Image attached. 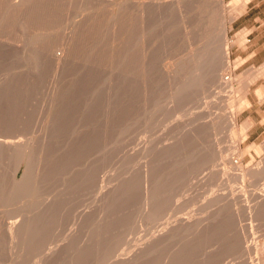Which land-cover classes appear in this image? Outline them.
Here are the masks:
<instances>
[{
  "label": "rangeland",
  "instance_id": "obj_1",
  "mask_svg": "<svg viewBox=\"0 0 264 264\" xmlns=\"http://www.w3.org/2000/svg\"><path fill=\"white\" fill-rule=\"evenodd\" d=\"M20 1L22 2V4L19 6H14V5L12 6L9 0H6L5 2L0 4V140L5 139L6 141H8V140H11V141L16 140L19 142L22 141L21 143H23V145H25V146H27V148H29L28 149L29 157H28L27 161H23L19 164V166H17L16 160L14 159L15 157L13 154H11L12 152L9 149H7L6 147H2L0 145V264H21L20 261L22 260V258H23V260L25 259V262H26L25 263L22 260L21 262L23 264H32L33 262L34 263L36 262L35 264H43V263H45V264H47V263H49V264H64L65 263L66 264L69 261V255H70V253H72L74 246L76 247L77 243H78V245H80L81 242H84V241H86V243H88V244H91L92 246L94 245L93 246L94 249H92L93 247H91L92 251L90 250V252H89L90 254L88 253L89 256L87 255L86 256L87 258L85 257L86 262L84 263V261H82V263H80V264H83V263L84 264H87V263L88 264H90V263L91 264H106V263L107 264H122V262L120 260L123 259L124 257H127V254L130 255V256H128L130 259L135 258V255L137 254L138 248L140 246H142V242L144 243V240L148 237L147 234L148 235L150 234L149 233L150 229H151V231L157 232L158 230H160L158 228L163 227L161 225H163V224L167 225L169 222H172L173 219L174 220H175V218L179 219L180 216L183 219V216L185 213H188V214H186L187 216L185 215L186 217L184 216V218H189L190 221L193 220L194 218L195 219L193 220L194 221L193 225L191 224V223H193V221H191V223H190V225L193 227H191L189 225V229L186 230V232L187 233L189 232L190 234L183 232V234H184L183 236L185 237V240L188 238L187 239V243H189L188 247L191 246L190 244L192 243L193 238H192V240H189V239L191 237H193V235L198 234L200 236V238H198L199 236L195 235V237L196 236L197 237L196 238L194 237V240L195 239H197V240L192 243V245H194V246H192L191 248L189 247V256H191L195 253L194 255H196V256L193 255L194 259H196V260L198 259L197 262H199L200 264H206V263L214 264V262H215V264L216 263L218 264L219 262H220L219 264H226V261H227V264H233V263L234 264L235 263L245 264L244 262H246L247 264H250L249 262L252 263V260H255L252 264H257V263L259 264V262H261L260 264H262L264 259H259V257L264 258V256H261V253H263V255H264V247L262 245L264 243V235H263V233H264L263 232L264 231L263 226L264 225H261V224H263V221H264L263 220V218H264V198L261 199L262 198L261 196L264 194V177H263L264 176V168H263L264 166L262 167L263 170L261 169V172H259V174H257L258 176L251 177L248 175H246V176L244 175V177L242 176L243 179L241 176H240L241 178L238 176L241 173V170L243 171V168L248 163V161L251 162L250 165H254L253 163L255 161L264 160V147H263L264 146L263 145V143H264L263 142V139H264V99L261 98V97H264V94H260V92L264 93V73L262 74L263 71H261V68H263L262 66L264 64V0H248L247 3L244 5L243 9L240 7H237V4L235 3L236 0H235V2H234V0H224L223 1L224 5L222 7V10L218 9L214 0H208V1L207 0H181V2H180L181 8L180 9L178 8L179 10L174 8L173 9L174 11L173 10L171 11L170 6L168 5V4H171V2H169V0H167V1H165V0H143V2L144 3L146 2L145 4H147L146 6L149 7L147 9V12L149 11L147 13V17H149V18H146V20H148V22L146 21V23L147 24L149 23V24L146 26L147 32L145 35L146 38L148 37L147 38L148 40L146 41V39H145V42H148L149 44H147V46H146V43H145V46L147 48H149V50H150L149 51L146 48L148 50V51L146 50L147 51L146 54L147 55L149 54L150 56L149 55L147 56V57H149V59L147 58L148 60L146 62V66L149 64L148 65L149 68H148V66H147V68L145 67L144 72L148 71L149 73L148 72L144 73V78L145 79L150 78L151 82L149 81V79H147L148 81L144 79L142 82L143 85L141 84V86H143L142 87L143 89L141 90L139 88L140 87L139 86L140 81H137V84L136 85L134 84V86L132 87V91H130V93H129V91H126V89L128 88L127 87L128 83H126L127 86H125L126 84H124L125 81L128 82L127 79H129V76H127V75L129 74V66H130V65H127V63L129 64V62H127V60H125V59L128 56L127 59L129 61V50H130L129 47L131 44V39H129V38H131V34L129 33V31H130V17L132 16V8L139 6L140 3L138 4V1H140V0H53V1L42 0V2L36 4L31 9H28L26 7V5H23V3H24L23 0H20ZM173 1H175V0H173ZM163 2H165V5L169 9L167 7L165 8V6L163 5L164 4ZM173 3H175V2H173ZM210 3H212L213 5ZM230 3H232V4H230ZM234 3L236 5V8H235ZM227 4L229 5L228 7H227ZM120 5H121V8H123L121 10L119 8ZM122 5H123V7H122ZM116 7H117V9L119 8V12H121V13L118 12ZM105 8L107 10H105ZM215 8H217L218 11ZM237 8H239V9H237ZM109 9H110V11H109ZM115 9H116V11H115ZM211 10H213L214 13ZM228 10H231V11H228ZM211 12L213 13V17L212 16L210 17V15L212 14ZM110 13H112V15H114V13H116L117 16H112ZM214 14L216 16H217V14L219 16H220V14H222L221 16H224L225 18H229L230 15L231 16H234V14L237 15L236 17H234L231 20L230 27L227 29L228 31H226L227 36L225 35V37H226L225 40L227 43V44L225 43V45L227 47L226 51H227V55H228L227 60H228V62L230 61L229 62L230 67L228 69H224L223 70L224 73L222 71V74H224L223 76L225 77V79H228L226 81L227 84L225 83L224 85H218V84L211 83V81H210L209 85L207 86L209 81L204 79L208 82L206 83V82H204V80H202L200 83H198L199 85L198 84H197V86L191 85L190 87H188L187 90L185 91L187 94H185L184 91L181 93V95H183V99L185 98L184 97L185 95H187L186 96L187 98L189 97L188 98L189 101L187 98L184 99V100H186L185 102H188L187 104L186 103L184 104L182 97H180L181 95L177 96L174 101H172L173 99L172 100L168 99L166 90H167V88H170L172 85L173 86L175 85L174 84L175 79H173V78L178 77V72H177L179 69L178 64H180V62L182 61V57L185 54H187V52L189 51L188 48H191L192 46L196 48L199 45L198 42L200 43V41L204 37V35L210 31L209 30L210 25L207 24V21L209 20L208 23L209 22L211 23L212 21H215V20L220 18L218 16L217 19L214 20V18H215ZM26 16H28L29 22L26 24H23L22 20ZM118 16H120V17H118ZM209 17H210V19L212 18L213 20L210 21ZM215 22H213V23L215 24ZM213 23H211V25ZM217 24L219 25V21L217 22ZM148 27H149V29H148ZM215 27H217L216 29H218L219 26L215 25ZM212 29H214V28H212ZM216 29H214L215 32L217 31ZM214 30L211 32H214ZM147 33H149V34H147ZM128 39H129V41H128ZM227 41H229V43ZM128 43H129V45H128ZM190 44H192V45L189 46ZM194 45H196V46H194ZM40 46H42L49 54L59 52V51H63L64 52V58H65L64 65H60L58 67H55L53 62H51V60H48V61H45L41 65L42 68L40 67V69H39V67L38 68L36 67L37 68L36 69L34 66V63L32 61L29 62V60H27L26 58H22L20 56L22 58L21 59L17 55L19 50L22 48L26 47L28 49H32L33 47H40ZM148 52H150V53H148ZM17 57L20 59H18ZM26 61H28V62H26ZM150 62H151V64H150ZM30 63H32L33 66H31L32 64L30 65ZM25 64H26V66H25ZM177 65H178V67H177ZM165 66L169 69L167 72L165 70L166 69ZM33 67L36 69V73H35V69ZM43 67H45V69ZM151 67H152V69H150ZM20 68L21 69L24 68V70H21ZM38 69H39V72H38ZM125 69H127L128 74H126ZM173 69L175 71H173ZM27 70H28V72H27ZM150 70H151V72H150ZM170 70H172L173 73ZM29 71H32V74H31V72L29 73ZM168 72H169V74H168ZM145 75H148V77H146ZM229 75L231 78L228 77ZM253 76L255 79H253ZM171 77H172V79H171ZM168 78L171 81H169ZM15 79H17V80H15ZM229 80L231 81V84H230ZM251 80H253V81H251ZM145 82L146 83L148 82V83L146 84ZM203 82L206 84L202 85ZM146 85H149V86L144 87ZM166 85H168V86H166ZM210 85L212 86V88L214 90H216V91L218 90L217 93H215V91L213 89H210L211 88ZM213 85L214 86L216 85L215 88ZM193 87H195L192 90L194 92H192V91H191V93L188 92V89L190 91ZM203 87L204 88L206 87L205 89L207 91L204 89L205 92H203V90H201V88H203ZM222 87H223V89H222ZM226 87H230V88L228 89ZM8 88L10 90H8ZM224 88H226L228 90H226V89L224 90ZM11 89H13V90H11ZM136 89H138V90H136ZM151 89H152V91H151ZM245 89H248V90H245ZM133 90L136 91V92H134L135 94H132ZM196 90H200V91H196ZM223 90H224V92H223ZM256 90H257V92H256ZM139 91H143V92L140 93ZM195 92H196V94H195ZM146 93H148V94L150 93V94L148 95ZM189 93H190V95H189ZM6 94H7V96H6ZM138 94H141V95H138ZM162 95H163V97H162ZM127 96L130 97L129 101H128ZM136 96H137V98H139L140 96L141 97L139 99H137V98H135ZM142 96H143V98H142ZM191 96L194 98H191ZM244 96H246V98ZM160 97H161V99H159ZM145 98H146V100H145ZM156 98H158V99H156ZM190 98L192 100H190ZM202 98L204 101L202 100ZM132 99H134V100H132ZM148 99H149V101H148ZM179 99H181V100H179ZM196 99H197V101H196ZM243 99H244V101H243ZM261 99H262V101H261ZM131 100L133 103L131 102ZM159 100L160 101L162 100V101L159 102ZM177 100L179 101L178 104L176 103ZM138 101L141 104H139ZM241 101H243L244 103L242 102V104H241ZM246 101H247V103H246ZM128 102H130L131 104H129ZM193 102H194V104H196V105L193 104L194 107L192 105ZM203 102H205V103H203ZM154 103H159V106L158 105H157L158 107L156 106L157 109L156 108L151 109L153 107ZM169 103L171 105L175 104L177 106H171ZM197 103H200V104H197ZM248 103H249V105H248ZM142 104L144 106H142ZM161 104H164L163 105V108L165 107L164 109L160 108V107H162ZM130 105H132V106H130ZM133 105H134V108H133ZM147 105H148V107L144 108ZM150 105H151V107H150ZM129 106L131 107V110H129L130 109ZM135 106H136V108H137V106H139V107L141 106V108L138 107V110H137L135 108ZM188 106H189V110H188ZM191 106H192V108H191ZM196 106H198L199 109H197ZM169 107H171V109L174 108L172 110L168 109V111L172 115L169 112L167 113V108H169ZM175 107L177 110H175ZM142 108H144V109H142ZM134 109H136V110H134ZM161 109H162V111H161ZM133 110L135 113L133 112ZM129 111L131 114L129 113ZM137 111H139V113H137ZM164 111H166V112L164 113ZM174 111L175 112L180 111V112L178 114V112L175 113ZM132 112H133V115H132ZM160 112H162V113L159 114L160 115L159 116L158 113H160ZM231 112H236V115L234 117L235 119H232V121L234 123L232 121L230 122L228 120ZM189 113L191 114L190 117L188 116ZM162 114H164V115H162ZM165 114L166 115L168 114V116H167L168 120H167V117L165 116ZM185 114H187V115H185ZM134 115L135 116L137 115V116L134 117ZM152 115L157 116V117L154 118V116H152ZM176 115H178L177 117L179 120L176 118ZM144 116H146V117H144ZM192 116H193V118H192ZM163 117H165V118H163ZM172 117L175 120L172 119ZM181 117H184V118L187 117V118L185 120L184 118H181ZM141 118L143 119L144 124L141 122L142 125H140V126H142V127H140L139 125L137 127V124L135 125V123L137 122L138 124H140V121H142ZM153 118L157 122L154 121ZM215 118H219L217 126L211 124V122L215 121ZM188 119H190V120H188ZM192 119H193V121H192ZM130 120H131L132 124L131 123L129 124ZM149 120H150V123H149ZM159 120L163 121V122L165 120V124L167 123V125L165 126V124L160 122ZM172 120L174 123L171 122ZM181 120H182V122H181ZM249 120H251V123H253L254 126L252 127V129H246L245 128V130H243V128L245 127V125L243 126V124L246 122H250ZM189 121H191L192 123ZM244 121H246V122H244ZM169 122L171 125L169 124ZM186 122H188V124ZM172 123H173L174 127L172 126ZM193 123H194V125H193ZM182 125H184V127H182ZM190 125H192V126L190 127ZM195 125H196V127H195ZM145 126H146V128H145ZM168 126H169V128H168ZM170 126H172V127H170ZM218 126H220V127H218ZM131 127H133V128H131ZM152 127H153V129H152ZM175 127H176V130H174ZM178 127H179V129H178ZM166 128H168L169 130H167ZM155 129H157V130H155ZM225 129H227V130H225ZM132 130H133V132H131ZM148 130L151 131V132L149 131L150 134H148ZM153 130H155L156 133ZM220 130H222V131H220ZM242 130H243V132H242ZM182 131H183V133H182ZM215 131H218V132H215ZM223 131H225V132H223ZM244 131L246 134L247 133L248 134L245 137V139L244 138L242 139L241 137L243 136ZM143 132H144V135H142ZM152 132H154V133H152ZM190 132H191V134H190ZM157 133H159V135ZM215 133L217 135H215ZM241 133H242V135H241ZM138 134H139V136H138ZM186 134H188V135L185 136ZM192 134H194V135H192ZM218 134H220V137H216V136H218ZM156 135H157V137H156ZM173 135H175V136H173ZM162 136H164V138H162ZM189 136L192 139H190ZM130 137H133V139L132 138L130 139ZM135 137H136V140H137V138H139L140 140L138 139L136 141ZM184 137H186V138L189 137L188 141H184V140H187ZM160 138H162L166 142H164L162 140L158 141V140H160ZM231 138H232L233 142L231 141ZM169 139H171V140H169ZM179 139H184L183 142L181 140V143L184 144V146L181 143H179L180 142ZM239 139H240V141H239ZM145 140H147V141H145ZM154 140H157L156 143ZM192 140H194V141L192 142ZM234 140L236 141V143H237V141L239 143L236 144ZM157 142L160 145H158ZM231 142H232V144H234V146H235V144L236 145L239 144L238 149H235V147L231 144ZM129 143L131 144V147H130ZM177 143H179V144H177ZM193 143H194V145H193ZM229 144H231L232 146L231 145L229 146ZM255 144H258L259 146L255 145ZM178 145H180V146L182 145L181 148H179L180 146H178ZM249 145H251V146H249ZM138 146H139V148H138ZM142 146H144V147H142ZM148 146H150V147L148 148ZM159 146L161 148L160 150H163V151H161V152H160V150L158 151ZM163 146H164V148H163ZM218 146H220L221 148L220 147L218 148ZM166 147L170 148V149L167 150ZM189 147H190V151L188 150ZM227 147H229V148H227ZM130 148L132 150H130ZM177 148H178V150H177ZM225 148L229 151H227ZM231 148H233V149L231 150ZM243 148L244 149L247 148V150H248L247 153H245L246 150H244ZM250 148H252V149H250ZM183 149H186L189 152H187V151L184 152L185 150H183ZM223 149H225L227 152ZM239 149H242L244 152L242 154L238 153V152H240V151H238ZM151 150H152V152H151ZM173 150H175V151H173ZM233 150H235V151H233ZM155 151H156L157 155H156V153H154ZM172 151H173V154H171ZM224 151L226 152V154ZM137 152H139V154ZM146 152L149 154H147ZM162 152H164V153H162ZM180 152H182V154H183V156H181V158H179V156L182 155ZM190 152H192V153H190ZM228 152H229V154L230 153H232V154H230V156H229ZM135 153H137V154H135ZM223 153H224L225 157L227 155L228 156L225 158L223 156ZM151 154L152 155L154 154V155L151 156ZM166 154H167V156H165ZM11 155H13V156H11ZM208 155H209V158L206 157ZM216 155H218V156H216ZM162 156H164V158ZM202 156L205 157L206 160H204V158ZM213 156H214V158H212ZM251 156H252V158H250ZM130 157L133 158V159H131V160H133V162L130 160ZM152 157H153V159H152ZM154 157L156 159H154ZM141 158H143V159H141ZM159 158H161V159L158 160ZM182 158H184V159H182ZM199 158H202L203 160L199 159ZM223 158L225 159L224 163H222V161H224ZM208 159L210 160V162ZM215 159H216V161H215ZM226 159L229 161H227ZM194 160H195V162L198 160L196 163H198L199 165L194 162V164L197 166V168H195L196 166L193 165ZM199 160H200V162H199ZM250 160H252L254 162H252ZM139 161H141V162H139ZM204 161H205V164H204ZM217 161H219V163H221V164H219ZM138 162L140 165H138ZM147 162L151 163L152 167L154 165L153 172L154 171L156 172V170L159 171V168H160V170L164 169V170L159 171L160 173L156 172V174L159 175L160 183H162L163 185L166 183L163 186V191L161 192V197H160L161 201H159L160 204L158 207L161 209V210L159 209L158 213H160L159 215H162V217H161L162 219L160 218L159 215H157L158 214L157 213L155 215L156 217H154L151 221H149L150 219L148 220V218L145 217V215H143L144 214V212H142L143 207L141 206V205H144V198H143V191H142L144 189V184H143L144 171H146L148 169V167H150V164H149V166L146 164ZM156 162H157V164H154ZM160 162L163 165L159 164ZM182 162H184V163H182ZM237 162L238 163L241 162V163L238 164ZM185 163H187V165H189V166H187ZM236 163L240 166H237ZM133 164H134V166H137V167H134ZM201 164H202V166H201ZM222 164H223L224 168H222L223 167ZM226 164H228V166ZM141 165H142V167H141ZM219 165H221V167H219ZM234 165H236V166H234ZM155 166H157V167H155ZM158 166H159V168H158ZM138 167L139 168L141 167L140 168L141 170ZM152 167H150V168H152ZM227 167L229 168V170ZM237 168L240 171V173L237 170ZM30 169H31V171H30ZM188 169H189V172H188ZM166 170H167V172H166ZM222 170H223V172L226 170V172H224L225 174L223 172L221 173ZM230 170L231 171L234 170L233 173ZM141 171H142V173H140ZM168 171L171 172V175H169L170 173H168ZM235 171L239 174L237 175V173ZM163 172H165V173H163ZM176 172H177V174H176ZM182 172H184V174ZM199 172H200V174H199ZM129 173L134 175V176L130 175ZM138 173H140L143 178H141V175H139L140 176L139 177ZM180 173H182V174H180ZM234 173H235V175H234ZM135 174H137V175H135ZM188 174L189 175L191 174V175L189 176ZM162 175H164L163 176L164 178L162 177ZM221 175H222V178H221ZM223 175H225V177ZM170 176H171V178H169ZM184 176L185 177L189 176V178H185ZM129 177H130V180H129ZM229 177H231L232 179ZM245 177H248V178H245ZM186 179L189 182H187ZM252 179H255L256 181L254 180V182H247L249 180L253 181ZM127 180H128V182H127ZM181 180H183V181H181ZM218 180L219 181L222 180L221 185H220V182ZM124 181H125V183H124ZM130 181H132V182H130ZM165 181H167V182H165ZM232 182L234 184H232ZM190 183H192V184H190ZM218 183L220 186H218ZM22 184H23V186H22ZM24 184H26V185H24ZM128 184H130L129 189L127 191L129 196H128V194H126V197L124 198L123 197V195H124L123 193H125L124 187L125 186L128 187L127 186ZM188 184H189V188H188ZM206 184H207V186H206ZM227 184H229V185H227ZM202 185H204V186H202ZM212 185H214L215 188ZM24 186L27 188H24ZM37 186H38V188H37ZM232 186L235 188V190ZM254 186H256V187H254ZM11 187H12V189H11ZM139 187L141 189H139ZM182 187H183V189H182ZM206 187H207V189H205ZM212 187H213V189H212ZM171 188H173V189H171ZM178 188H180L181 192ZM184 188H185V190H184ZM167 189H168V191L166 193ZM202 189H203V191H202ZM210 189H212V190H210ZM215 189H216V191H215ZM222 189H224V190H222ZM23 190L25 191L26 195L22 194V193H24ZM122 190L124 191V192H122L123 195L120 193V191H122ZM192 190H194V191H192ZM217 190H219L220 193ZM135 191H138V193ZM185 191H187L188 194ZM207 191L210 193L212 191V193L208 194ZM222 191H224V192H222ZM213 192L216 196H214ZM217 192H218V194H217ZM35 193H36V195H35ZM247 193H248V195H247ZM132 194H133V196H132L133 198L131 197ZM162 194H165L166 196H164ZM169 194H170V196H169ZM174 194H175V196L178 197V199H177V197L175 198V196L173 197ZM182 195H183V197H182ZM191 195H193V196H191ZM200 195H202V196H200ZM210 195H211V197H213V196L214 197L211 198ZM259 195H261L260 196L261 200L259 199ZM42 196H43V198H42ZM171 196H172V199H171ZM179 196L181 197V199ZM230 196H231V198H230ZM206 197L208 198L209 201L211 198L212 203H209V201H207V203H208L207 204L206 203V199H207ZM217 197H218V199H217ZM173 198H175V199H173ZM122 199L124 200V202ZM129 199H130V202H132L133 204H131L129 202ZM135 199H136V201L137 200L140 201V202L137 201L138 202L137 205H136L135 201H134L135 203L132 201ZM141 199H143V200H141ZM167 199H169V201ZM196 199L197 200L199 199V202ZM177 200H179V202H181L180 205H178L179 202ZM181 200L186 202V203L188 202V203L187 204L183 203ZM189 200L191 203L189 202ZM258 200H260V201H258ZM165 202H168V203L166 204ZM174 202H176L177 204ZM196 202H197V204H196ZM200 202H201V204H200ZM34 203H36V204H34ZM161 203H162V205H161ZM164 203L166 206L164 205ZM189 203L192 205L194 204V206L191 205L193 207L192 209L190 208L191 206L189 207ZM232 203H233V205H232ZM256 203L258 206H256ZM50 204H51V206H50ZM198 204L201 206L200 208L198 207L199 206ZM212 204H213V206H212ZM167 205L169 206V208H167L168 207ZM182 205H184V206H182ZM187 205H188V207H187ZM207 205H208V207H207V211H206ZM209 205L211 208L209 207ZM217 205L218 206L220 205V206L218 207ZM259 205H260V207H259ZM202 206L203 207L205 206L204 210L207 214H205L203 212ZM250 206H252L251 212L248 208ZM129 207L130 208L133 207V208L129 209ZM134 207H136L137 209L136 208L134 209ZM164 207L166 209V212H165V209H164V212L162 211ZM185 207L187 209L188 208H190V209H188L185 212L184 211V209H186ZM195 208H197V209L195 210ZM27 209L28 210L30 209L31 211L30 210L28 211ZM167 209H168V212L170 211L169 213L167 212ZM236 209H238V210H236ZM253 209H254V211H253ZM256 209H257V211L259 210V213L257 214L259 217L256 214H251L252 212L257 213ZM129 210H132V211L129 212ZM189 210H193L192 212L194 214L191 213ZM211 210L213 211V213ZM112 211L114 212V214ZM180 211H182V212H180ZM195 211H197L196 214H195ZM208 211L210 212V216H209L210 218L212 217V215L214 216L215 214L217 216H214V220L217 217H218V219H220V217L222 218L220 220H218V219H216L215 221L213 220L214 221L213 223L216 222V224H213V225H215L214 231L217 232L218 229L219 230L221 229V225L225 224L224 229L226 226H228V227H226V229L228 231L232 232V234L241 233L239 235H236L238 237H236L235 235H234V237H236V239H238V240L241 238V240L243 241V244L247 242L246 244L250 245V247L252 245V248L245 251L244 254L242 252L239 253L240 251L234 248L236 251L235 252L231 248L232 246L228 242V238L225 234L227 232V230L223 229V225H222V229L220 230L222 232H218L220 234V236L216 232H215L216 234H214V231L210 232L212 234L206 233V234L200 235V233H202L200 229L201 228L203 229L202 225L209 219V217H207L209 215ZM17 212H18V214L19 213L20 214L17 215L16 214ZM24 212H26L27 214L26 213L24 214ZM135 212H137L138 214ZM176 212H177V214H179V213L180 214H179V216L176 214L177 217L173 218V214H175ZM198 212H199V215L201 212H203V213H201L202 215L199 216ZM214 212H215V214H214ZM233 212H235V213H233ZM246 212H247V214H246ZM249 212L251 215L249 214ZM131 213H132V218H130ZM133 213L137 216L133 215ZM164 213L167 214L168 217H166L167 215H164ZM229 213H230V215H229ZM22 214H24V216ZM28 214H30V215H28ZM189 214L193 215V217ZM204 214H205V217L203 216ZM220 214H221V216H219ZM188 215L190 217H188ZM234 215H235V218H234ZM252 215L255 217V219L260 218V220L262 222L260 223V220H258V219L255 220ZM16 216H18V218ZM171 216H172V220L170 218ZM201 216H203V219ZM30 217H32V218H30ZM85 217H86V219H85ZM191 217H192V219H190ZM198 217L200 218V220ZM110 218L112 221H109ZM142 218H143V220H142ZM225 218H227L229 221ZM19 219H22V221L29 219L30 220L29 222L32 226H34L33 223L35 224V227L33 229L36 228L35 229L37 231V232L35 231L36 235L38 234L40 236V238L38 235L36 237H34V238H36V240L35 239L33 240V241H35V243L32 241L33 244H35V246L37 245L36 249H35V246H33V244H31L32 242L30 243V245H25V244H23V241H20V240L18 242L17 241L9 242L10 235L12 233V227H13L12 224H14V221H16V222L21 221ZM33 219H35V220H33ZM163 219H164V221H163ZM196 219L199 220L201 224L202 223L203 224L202 225L200 224V226H199V222L197 223ZM231 219L233 221L235 220L234 224H233ZM252 219L256 222L257 228L253 227L252 224H254V221L252 222ZM44 220H45V222H42ZM136 220H137V222H136ZM145 220H148V221H145ZM159 220H160V222H159ZM161 220H162V222H161ZM225 220H227V221H225ZM49 221H51V222H49ZM140 221L143 223H141ZM154 221H155V223H153ZM127 222H129V225ZM132 222H133V224H132ZM195 222L197 223V225L195 224ZM218 222H220V226L218 225L219 224ZM227 222H231V223H229V225H231V224H233V225H231L229 227V225H227L228 224ZM40 223H41V225H40ZM148 223H150V224L148 225ZM159 223H161V224H159ZM50 224L54 228V230L50 226ZM55 224H56V226H55ZM68 224H69V226H67ZM250 224L252 225V228H254L253 230L250 228ZM64 225H65V227H64ZM94 225L96 226V228ZM120 225L123 228L120 227ZM131 225L134 228H132ZM42 226L43 227L45 226L44 230L42 229L43 228ZM233 226H235V228ZM39 227L42 231L39 229ZM49 227L52 229H50ZM124 227L127 228L129 231L127 229H125ZM190 227L192 230L190 229ZM194 227H196V228H194ZM258 227L260 230L262 229L261 232H263V233L260 232ZM47 228H49L48 231H47ZM71 229H73V230H71ZM153 229H155V230H153ZM248 229H249V231H248ZM257 229L262 234L263 238L260 236L261 234L259 232H258L259 236L257 235V232H256V231H258ZM45 230H46V232H44ZM198 230H200V231H198ZM237 230L239 231V233H235V232H237ZM243 230H245L246 232ZM250 230H252L251 233L249 234L248 237H246L248 235V232H250ZM113 231H115V233ZM133 231L136 233L138 232L137 235L140 236V238L137 237V235H133L134 234ZM254 231L256 232V235L254 234L255 233ZM51 232L54 234H51ZM67 232H68V234H66ZM71 232L73 235L71 234ZM73 232L77 235L78 238L80 237L81 239L79 238V240H78L77 238H75L76 235ZM97 232H98V235H97ZM124 232H127V233L129 232L128 234L131 235L132 237L126 233V235H128L127 236L128 238H127L126 235H124L125 234ZM142 232L143 233L145 232V233L143 234ZM243 232H245V233H243ZM252 232H254V233H252ZM42 233L44 234L45 237H43ZM55 233L57 235V238L55 237L56 236ZM94 233H96V234H94ZM222 233H224V234H222ZM70 234L72 237L70 236ZM122 234H123V237H122ZM253 234L255 235V237H253L252 238L253 240H252L251 237L254 236ZM47 235H49L50 237ZM114 235H115V237H114ZM188 235H190V236L187 237ZM240 235H242V236H240ZM51 236H52V239H51ZM95 236L97 237V239ZM134 236H136V237H134ZM205 236H206V238H205ZM239 236H240V238H239ZM143 237H144V240H141V238H143ZM256 237L260 238L261 242ZM46 238L47 239L50 238V240L49 239L47 240ZM70 238H75L77 240L73 241L74 242L73 243ZM83 238H84V241H83ZM111 238H112V240H111ZM115 238H117V239H115ZM118 238H119V241H117ZM122 238H123L124 242H122L123 241V240H121ZM125 238H127V239H125ZM130 238H132V239H130ZM178 238H176V237L174 238V239H177L178 243L176 240L174 242V240L172 239L171 243H168L167 244L168 246L166 245L167 246L166 250L172 249L174 244H175V246L173 247V249L177 248L176 246H179L180 242H181V238H179V239ZM204 238L206 240L208 239L209 241L204 240ZM254 238H256L257 240L255 239V241H254ZM128 239L130 242H133V240H134V242H133L134 244L129 243ZM244 239H245V241H244ZM248 239H251L253 242L248 241ZM92 240H93V242H90ZM120 240L122 243L120 242ZM215 240H217V241H215ZM42 241H44V242H42ZM79 241H80V243H79ZM116 241H117V243H120L121 245L120 244L117 245V243L115 245H113ZM136 241H138V242L142 241L141 243H139V245H140L139 247H137L138 242L136 243L137 245L135 244ZM202 241H204V242H202ZM36 242L37 243L39 242L40 244L42 243L44 246H42V245L40 246V244L38 243L40 246V248H39V246H38V244H36ZM45 242H46V244H45ZM70 242H72L73 244L69 246ZM200 242H201V244L202 243H204V244L199 245L198 243H200ZM223 242H226V243L224 244ZM255 242H256V244H255ZM51 243H52V245L50 246ZM75 243H76V245H75ZM123 243H124V246L127 245L126 248L123 247V245H122ZM208 243H209V245H208ZM257 243H260L259 247L258 246L255 247L256 245H258ZM99 244H101V245H99ZM172 244H173V246H172ZM197 244H198V246H197ZM219 244H220V246H219ZM46 245H49V246H46ZM54 245H56V246L54 247ZM67 245H68V247H67ZM132 245H135V247L133 246L132 248H130ZM205 245H207V246H205ZM226 245L228 246V250H227ZM24 246H25V248H24ZM113 246H114V249H112ZM117 246H118V248H117ZM120 246H122L123 249L120 250V248H121ZM210 246H211V248H210ZM214 246L216 248H214ZM223 246H225V247H223ZM17 247L18 248L20 247V248L18 249ZM31 247H33V249ZM44 247H45V250H47L49 252L44 251ZM51 247H54V248H51ZM128 247L130 248V249H128L129 251L127 250ZM169 247H170V249H168ZM194 247H195V251L193 249ZM29 248L31 249V253H29V251H30ZM220 248H221L222 252L224 251L226 253L225 254L222 253L221 250H219ZM258 248H260V249H258ZM12 249H13V251H12ZM26 249H28V251H26ZM38 249L41 252H38ZM41 249L43 250V252ZM124 249L128 251V252L125 251V252H127V254L123 252ZM131 249H132L133 253H131ZM190 249H193V250L190 251ZM197 249H198V251H197L198 256L196 254ZM231 249L234 252H232ZM19 250L21 253L19 252ZM23 250H24V252H23ZM51 250H53L52 253H51ZM93 250L95 252H93ZM101 250H102V252H101ZM213 250H215L216 252ZM116 251L119 252V254H118L119 257L116 255L117 254ZM199 251H200V253H199ZM217 251L219 253L220 252L221 253L219 254ZM250 251H251V253H250ZM92 252L94 253V255ZM96 252L98 255L96 254ZM109 252H111V253L113 252V254L111 255V253H109ZM203 252L206 253L205 255H207V257L203 256L204 255ZM213 252H215L216 254ZM38 253H41V254L39 255ZM45 253H47V254H45ZM106 253H107V255H106ZM120 253H122V255ZM228 253L230 255H232L233 257L230 256ZM236 253H238V256ZM247 253L249 256L246 255ZM20 254H22V255L20 256ZM31 254L32 255L34 254V255L32 256ZM36 254H38V255H36ZM59 254H61V255H59ZM91 254H92V257L90 256ZM200 254H202V255H200ZM209 254H212L211 255L212 257H210ZM213 254H215V255L213 256ZM241 254H242V256H241ZM29 255L32 256V258L33 257L34 258L33 259L31 257L28 258ZM46 255H48L49 257L51 256V257L49 258L47 256V258H46ZM115 255L117 256L116 257L117 259L115 258ZM224 255L227 256V259L229 256V259H228L229 261L227 259H225ZM250 255H252V256H250ZM26 256H27V258H26ZM56 256L59 258H57ZM96 256H97V258H96ZM121 256H123V257H121ZM193 256H192V258H193ZM216 256L220 258V261H219V258L218 259L213 258ZM235 256L238 258V260L240 259L239 262L236 258H234ZM243 256L245 257V259ZM90 257L92 258V260L94 258V262L91 260ZM246 257L249 259H247ZM112 258L114 260H112ZM203 258L204 259L208 258V259H205V261H204ZM210 258L214 259V260H212V262H211ZM47 259H49L50 261ZM95 259L97 260V262ZM105 259H107V260L105 261ZM108 259H110V260H108ZM194 259H191V258L188 259V264H192V262H193V264H197L196 260H194ZM59 260H60V262H59ZM208 260H209V262H208ZM232 260H234V261H232ZM38 261H39V263H38ZM42 261H44V262L42 263ZM222 261H224L225 263L224 262L221 263ZM230 261H231V263H228ZM189 262H191V263H189ZM67 264H70V261Z\"/></svg>",
  "mask_w": 264,
  "mask_h": 264
},
{
  "label": "bare ground",
  "instance_id": "obj_2",
  "mask_svg": "<svg viewBox=\"0 0 264 264\" xmlns=\"http://www.w3.org/2000/svg\"><path fill=\"white\" fill-rule=\"evenodd\" d=\"M6 0H0V4L1 3H3V2H5ZM10 1V3H11V5L13 6H19V5H21L22 4V2L20 1V0H9ZM51 1H53V0H51ZM165 1H167V0H165ZM208 1V0H207ZM215 1V3H216V6L218 7V9H220V10H222V7H223V1L224 0H214ZM213 1V2H214ZM238 0H236V2H235V0H234V2L237 4V7H240V8H242L243 9V7H244V5L247 3V1L248 0H239L238 2H237ZM23 5H26V7L28 8V9H31L33 6H35L36 4H38V3H40V2H42V0H23ZM169 2H171V4H168L169 6H170V8H171V11L174 9V8H176L177 10H179L181 7H180V2H181V0H175V1H171V0H169ZM168 2V3H169ZM173 2H175V3H173ZM121 3V2H120ZM140 3V5L139 6H136V7H133L132 8V16L130 17V31H129V33L131 34V38H129V39H131V44H130V50H129V61H128V56L126 57V59L125 60H127V62H129V64L127 63V65H130L129 66V74H128V72H127V69H125L126 70V74H128L127 76H129V79H127V81L128 82H126L125 81V83L124 84H126V83H128V86H127V84L125 85V86H127L128 88L126 89V91H129V93H130V91H132V87L134 86V84L136 85L137 84V81H140L138 84H139V88L142 90L143 88V86H141V84H142V82H143V80L145 79L144 78V73H147V72H144V70H145V67L147 68V66L149 65L148 63V65L146 66V62H147V60L149 59V57H147L148 55L146 54V52L149 50V48H147L146 46H147V44H149L148 42H145V39H146V41L148 40L147 38H146V26L149 24H147L146 23V21L148 22V20H146V18H149V17H147V13L149 12H147V9L149 8V7H147L146 5L147 4H145L144 2H143V0L141 1H138V4ZM164 4V6H165V8L167 7L166 5H165V2H163ZM233 3V2H232ZM232 3H230V4H232ZM235 3H234V5H235ZM122 4V3H121ZM174 4V5H173ZM210 4H212V3H210ZM119 5V4H118ZM117 5V6H118ZM213 5V4H212ZM226 5V4H225ZM152 6V5H151ZM173 8H172V7ZM229 5L227 4V7H228ZM101 7V6H100ZM115 7V6H114ZM122 7H123V5H122ZM119 8H120V10L121 9H123V8H121V5L119 6ZM119 8L117 9V7H116V9L118 10V12H119ZM168 8V7H167ZM179 8V9H178ZM235 8H236V5H235ZM113 9V8H112ZM116 9H115V11H116ZM169 9V8H168ZM216 10H217V8H215ZM228 9V8H227ZM234 9V8H233ZM237 9H239V8H237ZM236 9V10H237ZM99 10V9H98ZM105 10H107L106 8H105ZM109 11H110V9H109ZM162 11V10H161ZM168 11V10H167ZM174 11V10H173ZM212 12H213V10H211ZM215 11V10H214ZM218 11V10H217ZM216 11V12H217ZM228 11H231V10H228ZM227 11V12H228ZM234 11V10H233ZM112 12V11H111ZM169 12V11H168ZM211 12V13H212ZM222 12V11H221ZM220 12V13H221ZM235 12V11H234ZM113 13V12H112ZM112 13H110L111 15H112ZM119 13H121V12H119ZM210 13V14H211ZM214 13V12H213ZM213 13L210 15V17L212 16L213 17ZM229 13V12H228ZM227 13V14H228ZM237 13V12H236ZM109 14V15H110ZM126 14V13H125ZM149 15V14H148ZM215 15V14H214ZM222 14H220V16L217 14V16L215 15V18H214V20L215 19H217V17L219 16L220 18L219 19H217V20H215V21H212L211 23H213V22H215V24L213 23L212 25H211V23L209 22L208 23V21H207V24H209L210 25V27H209V32H207L205 35H204V37L201 39V41H200V43L198 42V46L195 48V47H191V48H188V52H187V54H185L183 57H182V61L180 62V64H178L179 65V69H178V77L176 78H173V79H175V85L173 86H171L170 88H167V90H166V92H167V97H168V99H170V100H172V101H174L175 99H176V97L177 96H179V95H181V93L184 91H186L187 90V88L188 87H190L191 85H196L197 86V84L198 83H200L202 80H204V79H206V80H208V81H206V80H204V82H208V84H207V86L209 85V83H210V81H211V83H214V84H218V85H224L225 83H226V81L228 80V79H225V77L223 76L224 74H222V71L224 70V69H228L229 67H230V65H229V62H228V60H227V51H226V45H225V43H226V40H225V35L227 34L226 33V31H228L227 29L230 27V22H231V20L234 18V17H236L237 15L236 14H234V16H229V18H225L224 16H221ZM112 16H117L116 15V13H114V15H112ZM118 17H120V16H118ZM180 17V16H179ZM210 17H209V19H210ZM114 18V17H113ZM181 20V19H180ZM211 20H213L212 18L210 19V21ZM219 21V25L217 24V22ZM29 22V18H28V16H26V17H24V19L22 20V23L23 24H26V23H28ZM173 22V21H172ZM175 22V21H174ZM178 22V21H177ZM174 24V23H173ZM215 25H217V26H219L218 27V29H216L217 27H215ZM172 26V25H171ZM175 26V25H174ZM173 26V27H174ZM212 26V27H211ZM170 27V26H169ZM175 28V27H174ZM212 28H214V29H216L217 31L215 32V30L214 29H212ZM148 29H149V27H148ZM178 29V28H177ZM212 29V30H211ZM169 30V29H168ZM214 30V32H211V31H213ZM129 34V35H130ZM147 34H149V33H147ZM148 36V35H147ZM227 36V35H226ZM130 37V36H129ZM129 39H128V41H129ZM228 43H229V41H227ZM145 43H146V46H145ZM227 44V43H226ZM128 45H129V43H128ZM192 44H190L189 46H191ZM149 46V45H148ZM194 46H196V45H194ZM228 46V45H227ZM148 50H147V49ZM147 50V51H146ZM186 50V49H185ZM228 50V49H227ZM150 51V50H149ZM229 51V50H228ZM185 52V51H184ZM148 53H150V52H148ZM128 54V53H127ZM18 57H22V58H26L27 60H29V62H33L34 63V66H35V68L37 67H39V69H40V67H41V65L45 62V61H48V60H51V62H53V64H54V66L55 67H58V66H60V65H64V62H65V58H64V52L63 51H59V52H55V53H51V54H49L42 46H40V47H33L32 49H28V48H22V49H20L19 50V52H18ZM150 56V55H149ZM17 57V58H18ZM20 57V58H21ZM20 58H18V59H20ZM21 58V59H22ZM148 58V59H147ZM25 59V60H26ZM181 59V58H180ZM229 59V58H228ZM17 60V59H16ZM24 60V59H23ZM22 60V61H23ZM19 62V61H18ZM21 62V61H20ZM26 62H28V61H26ZM25 62V63H26ZM149 62V61H148ZM27 64V63H26ZM26 64H25V66H26ZM32 63H30V65H31ZM126 64V63H125ZM150 64H151V62H150ZM168 65V64H167ZM166 65V66H167ZM178 65H177V67H178ZM239 65V64H238ZM29 66V65H28ZM31 66H33V64L31 65ZM30 66V67H31ZM46 66V65H45ZM153 66V65H152ZM165 66V70H166V72L169 70L167 67ZM23 67V66H22ZM62 67V66H61ZM128 67V66H127ZM126 67V68H127ZM154 67V66H153ZM263 68H261V71H263L262 72V74L264 73V64H263V66H262ZM29 68V67H28ZM34 68V67H33ZM34 68V69H35ZM36 68V69H37ZM42 68V67H41ZM44 69H45V67H43ZM148 68H149V66H148ZM21 69V68H20ZM19 69V70H20ZM32 69V68H31ZM36 69H35V73H36ZM39 69H38V72H39ZM150 69H152V67L150 68ZM172 69V68H171ZM259 69V68H258ZM21 70H24V68H22ZM147 70V69H146ZM33 71V70H32ZM32 71H29V73L31 72V74H32ZM153 71V70H152ZM170 71H172V70H170ZM169 71V72H170ZM173 71H175L174 69H173ZM173 71H172V73H173ZM27 72H28V70H27ZM37 72V73H38ZM150 72H151V70H150ZM169 72H168V74H169ZM260 72V71H259ZM22 73V72H21ZM149 73V72H148ZM223 73H224V71H223ZM23 74V73H22ZM39 74V73H38ZM152 74V73H151ZM35 75V74H34ZM171 75V74H170ZM20 76V75H19ZM33 76V75H32ZM37 76V75H36ZM146 77H148V75H145ZM150 76V75H149ZM153 76V75H152ZM151 76V77H152ZM173 76V75H172ZM177 76V75H176ZM30 77V76H29ZM170 77V76H169ZM229 78H231L230 77V75L228 76ZM256 77V76H255ZM20 78V77H19ZM31 78V77H30ZM124 78V77H123ZM147 79H149V81L151 82V80H150V78H147ZM147 79H145V80H147ZM169 79V78H168ZM171 79H172V77H171ZM177 79V80H176ZM253 79H255L254 78V76H253ZM15 80H17V79H15ZM20 80V79H19ZM18 80V81H19ZM148 81V80H147ZM169 81H171L170 79H169ZM230 81V80H229ZM251 81H253V80H251ZM202 83V85H205L206 83ZM16 83V82H15ZM18 83V82H17ZM146 83V82H145ZM148 83V82H147ZM146 83V84H147ZM173 83V82H172ZM227 84V83H226ZM229 84V83H228ZM230 84H231V81H230ZM143 85V84H142ZM151 85V84H150ZM199 85V84H198ZM147 86H149V85H146V86H144V87H147ZM166 86H168V85H166ZM211 86V85H210ZM214 86V85H213ZM216 86V85H215ZM215 86H214V88H215ZM231 86V85H230ZM136 87V86H135ZM152 87V86H151ZM200 87V86H199ZM16 88V87H15ZM137 88V87H136ZM138 88V89H139ZM149 88V87H148ZM195 87H193L190 91H189V89H188V92H190L191 93V91L194 89ZM206 88V87H205ZM204 87L203 88H201V90H203V92H205L204 91V89H205ZM218 88V87H217ZM226 88H230V87H226ZM226 88H224V90L226 89ZM14 89V88H13ZM13 89H11V90H13ZM131 89V90H130ZM134 89V88H133ZM138 89H136V90H138ZM199 89V88H198ZM210 89H213L212 88V86H211V88ZM222 89H223V87H222ZM228 89H226V90H228ZM261 89V88H260ZM8 90H10L9 88H8ZM7 90V91H8ZM149 90V89H148ZM206 90V89H205ZM214 90V89H213ZM224 90H223V92H224ZM245 90H248V89H245ZM151 91H152V89H151ZM150 91V92H151ZM164 91V90H163ZM196 91H200V90H196ZM207 91V90H206ZM215 91V93H217V91L216 90H214ZM11 92V91H10ZM134 92H136V91H134L133 90V93L132 94H135ZM140 93H142L143 91H139ZM146 92V91H145ZM192 92H194V91H192ZM222 92V91H221ZM220 92V93H221ZM256 92H257V90H256ZM7 93V92H6ZM9 93V92H8ZM69 93V92H68ZM190 93H189V95H190ZM200 93V92H199ZM11 94V93H10ZM131 94V95H132ZM146 94H148V93H146ZM150 94V93H149ZM148 94V95H149ZM185 94H187L186 92H185ZM194 94V93H193ZM195 94H196V92H195ZM260 94H264V93H261L260 92ZM130 95V94H129ZM138 95H141V94H138ZM144 95V94H143ZM147 95V96H148ZM152 95V94H151ZM164 95V94H163ZM163 95H162V97H163ZM192 95V94H191ZM199 95V94H198ZM214 95V94H213ZM217 95V94H216ZM219 95V94H218ZM6 96H7V94H6ZM135 96V95H134ZM165 96V95H164ZM187 95H185L184 97L185 98H187L186 97ZM201 96V95H200ZM209 96V95H208ZM262 96V95H261ZM141 97V96H140ZM139 97V98H140ZM146 97V96H145ZM180 97H182V99H183V95H181ZM198 97V96H197ZM245 98H246V96H244ZM243 97V98H244ZM127 98H128V101H129V98L130 97H128L127 96ZM134 98V97H133ZM135 98H137V96L135 97ZM139 98H137V99H139ZM142 98H143V96H142ZM148 98V97H147ZM184 98V99H185ZM189 98V97H188ZM187 98V99H188ZM191 98H194V97H192L191 96ZM190 98V100H192ZM199 98V97H198ZM209 98V97H208ZM259 98V97H258ZM261 98H263L264 99V97H261ZM8 99V98H7ZM150 99V98H149ZM149 99H148V101H149ZM156 99H158V98H156ZM159 99H161V97L159 98ZM163 99V98H162ZM183 99V102H184V104L186 103H188V102H185L186 100H184ZM132 100H134V99H132ZM132 100H131V102H132ZM136 100V99H135ZM143 100V99H142ZM145 100H146V98H145ZM144 100V101H145ZM166 100V99H165ZM179 100H181V99H179ZM195 100V99H194ZM201 100V99H200ZM202 100H203V98H202ZM201 100V101H202ZM137 101V100H136ZM156 101V100H155ZM162 101V100H161ZM160 100H159V102H161ZM188 101H189V99H188ZM196 101H197V99H196ZM195 101V102H196ZM204 101V100H203ZM243 101H244V99H243ZM243 101H241V104H242V102ZM249 101V100H248ZM261 101H262V99H261ZM6 102V101H5ZM139 102V101H138ZM137 102V103H138ZM146 102V101H145ZM164 102V101H163ZM162 102V103H163ZM171 102V101H170ZM178 100L176 101V103L178 104ZM182 102V101H181ZM182 102V103H183ZM129 104H131L130 102H128ZM133 103V102H132ZM135 103V102H134ZM150 103V102H149ZM201 103V102H200ZM200 103H197V104H200ZM203 103H205V102H203ZM244 103V102H243ZM246 103H247V101H246ZM8 104V103H7ZM128 104V105H129ZM136 104V103H135ZM139 104H141L140 102H139ZM138 104V105H139ZM151 104V103H150ZM170 104V103H169ZM194 104V102L192 103V105ZM152 105V104H151ZM151 105H150V107H151ZM159 106V103H154L153 104V107L151 108V109H154V108H156V106ZM163 105L164 104H161V106L162 107H160V108H162V109H164L163 108ZM171 105V104H170ZM169 105V106H170ZM181 105V104H180ZM191 105V104H190ZM194 105H196V104H194ZM194 105H193V107H194ZM248 105H249V103H248ZM130 106H132V105H130ZM129 106V107H130ZM142 106H144L143 104H142ZM157 106V107H158ZM167 106V105H166ZM171 106H177V105H175V104H173V105H171ZM199 106V105H198ZM198 106H196L197 107V109H199L198 108ZM202 106V105H201ZM200 106V107H201ZM237 106V105H236ZM138 107L139 106H137V108H136V106H135V108L138 110ZM146 107H148V105L147 106H145L144 108H146ZM180 107V106H179ZM178 107V108H179ZM186 107V106H185ZM184 107V108H185ZM248 107V106H247ZM133 108H134V105H133ZM139 108H141V106L139 107ZM144 108H142V109H144ZM191 108H192V106H191ZM190 108V109H191ZM236 108V107H235ZM136 109H134V110H136ZM148 109V108H147ZM157 109V108H156ZM162 109H161V111H162ZM168 109H170V110H172V109H174V108H172L171 109V107H169V108H167V113L169 112L168 111ZM187 109V108H186ZM194 109V108H193ZM196 109V108H195ZM232 109V108H231ZM129 110H131V107H130V109ZM134 110H133V112H134ZM159 110V109H158ZM175 110H177L176 109V107H175ZM188 110H189V106H188ZM236 110V109H235ZM142 111V110H141ZM146 111V110H145ZM149 111V110H148ZM154 111V110H153ZM183 111V110H182ZM191 111V110H190ZM133 112H132V115H133ZM143 112V111H142ZM166 111H164V113H165ZM173 112V111H172ZM175 112V111H174ZM178 112V111H177ZM177 112H175V113H177ZM180 112V111H179ZM179 112H178V114H179ZM129 113H130V111H129ZM135 113V112H134ZM137 113H139V111H137ZM136 113V114H137ZM141 113V112H140ZM162 112H160V113H158V115L159 114H161ZM170 113V112H169ZM194 113V112H193ZM131 114V113H130ZM129 114V115H130ZM156 114V113H155ZM171 114V113H170ZM190 114V113H189ZM188 114V116L190 117L191 116V114L189 115ZM200 114V113H199ZM238 114V113H237ZM138 115V114H137ZM136 115V116H137ZM146 115V114H145ZM162 115H164V114H162ZM172 115V114H171ZM183 115V114H182ZM185 115H187V114H185ZM184 115V116H185ZM194 115V114H193ZM235 115H236V112H231L230 113V116H229V118H228V120L231 122L232 121V119H235L234 117H235ZM135 115H134V117H136ZM139 116V115H138ZM152 116H154V115H152ZM160 116V115H159ZM165 116L167 117L168 116V114L166 115L165 114ZM178 115H176V118L178 119V117H177ZM187 116V117H188ZM200 116V115H199ZM222 116V115H221ZM133 117V118H134ZM142 117V116H141ZM144 117H146V116H144ZM155 117H157V116H154V118ZM174 117V116H173ZM172 117V119H174ZM186 117V118H187ZM188 117V118H189ZM218 117V116H217ZM127 118V117H126ZM132 118V119H133ZM143 118V117H142ZM141 118V119H142ZM152 118V117H151ZM150 118V119H151ZM153 118V120L154 121H156L155 119ZM163 118H165V117H163ZM162 118V119H163ZM171 118V117H170ZM169 118V119H170ZM181 118H184V117H181ZM186 118H184L185 120H186ZM192 118H193V116H192ZM130 119V118H129ZM195 119V118H194ZM250 119V118H249ZM135 120V119H134ZM140 120V119H139ZM138 120V121H139ZM166 120V119H165ZM165 120H164V122L163 121H160V122H162V123H164L165 124ZM167 120H168V117H167ZM171 120V119H170ZM175 120V119H174ZM179 120V119H178ZM183 120V119H182ZM182 120H181V122H182ZM188 120H190V119H188ZM187 120V121H188ZM137 121V120H136ZM158 121V122H159ZM192 121H193V119H192ZM203 121V120H202ZM218 121H219V118H215V121L214 122H211V124H213V125H218L217 123H218ZM235 121V120H234ZM250 122H246V121H244V122H246V123H244L243 124V126L245 125V127L243 128V130H245V128L246 129H252V127L254 126L253 125V123H251V120H249ZM141 122L143 123L144 121H143V119H142V121H140V124H138L137 122L135 123V125L137 124V127H138V125L140 126V125H142L141 124ZM157 122V121H156ZM171 122H173V120L171 121ZM178 122V121H177ZM189 122H191V121H189ZM233 122V121H232ZM236 122V121H235ZM131 123V120H130V122H129V124ZM146 123V122H145ZM149 123H150V120H149ZM155 123V122H154ZM174 123V122H173ZM173 123H172V126H173ZM180 123V122H179ZM185 123V122H184ZM187 124H188V122H186ZM192 123V122H191ZM196 123V122H195ZM234 123V122H233ZM132 124V123H131ZM144 124V123H143ZM161 124V123H160ZM169 124H170V122H169ZM204 124V123H203ZM167 125V123L165 124V126ZM171 125V124H170ZM177 125V124H176ZM179 125V124H178ZM181 125V124H180ZM193 125H194V123H193ZM231 125V124H230ZM133 126V125H132ZM172 126H170V127H172ZM192 125H190V127H191ZM129 127V126H128ZM140 127H142V126H140ZM156 127V126H155ZM154 127V128H155ZM174 127V126H173ZM177 127V126H176ZM176 127L174 128V130H176ZM182 127H184V125H182ZM189 127V128H190ZM195 127H196V125H195ZM194 127V128H195ZM209 127V126H208ZM218 127H220V126H218ZM131 128H133V127H131ZM145 128H146V126H145ZM149 128V127H148ZM157 128V127H156ZM160 128V127H159ZM168 128H169V126H168ZM168 128H166L167 130H169ZM188 128V129H189ZM215 128V127H214ZM217 128V127H216ZM137 129V128H136ZM141 129V128H140ZM143 129V128H142ZM152 129H153V127H152ZM151 129V130H152ZM172 129V128H171ZM178 129H179V127H178ZM134 130V129H133ZM133 130L131 131V132H133ZM155 130H157V129H155ZM155 130H153V131H155ZM173 130V131H174ZM190 130V129H189ZM198 130V129H197ZM216 130V129H215ZM225 130H227V129H225ZM243 130H242V132H243ZM149 131L150 130H148V134H150L149 133ZM160 131V130H159ZM180 131V130H179ZM195 131V130H194ZM214 131V130H213ZM220 131H222V130H220ZM142 132V131H141ZM151 132V131H150ZM162 132V131H161ZM169 132V131H168ZM215 132H218V131H215ZM223 132H225V131H223ZM152 133H154V132H152ZM151 133V134H152ZM155 133H156V131H155ZM163 133V132H162ZM167 133V132H166ZM173 133V132H172ZM176 133V132H175ZM182 133H183V131H182ZM181 133V134H182ZM147 134V133H146ZM145 134V135H146ZM158 135H159V133H157ZM168 134V133H167ZM177 134V133H176ZM190 134H191V132H190ZM248 134V133H247ZM247 134L245 133V131H244V133H243V136L241 137L242 139L244 138L245 139V137L247 136ZM131 135V134H130ZM136 135V134H135ZM134 135V136H135ZM142 135H144V132H143V134ZM153 135V134H152ZM162 135V134H161ZM164 135V134H163ZM172 135V134H171ZM188 134H186L185 136H187ZM192 135H194V134H192ZM215 135H217L216 133H215ZM228 135V134H227ZM233 135V134H232ZM241 135H242V133H241ZM138 136H139V134H138ZM137 136V137H138ZM173 136H175V135H173ZM199 136V135H198ZM223 136V135H222ZM156 137H157V135H156ZM160 137V136H159ZM172 137V136H171ZM170 137V138H171ZM180 137V136H179ZM190 137V136H189ZM189 137L188 138H186V137H184L185 139H187V140H184V139H179L180 140V142L179 143H181V140H182V142H183V140L184 141H188V139H189ZM216 137H220V134H218V136H216ZM133 139V137H130V139ZM150 138V137H149ZM162 138H164V136H162ZM162 138H160V140H158V141H164ZM176 138V137H175ZM233 138V137H232ZM232 138H231V141H232ZM236 138V137H235ZM234 138V139H235ZM139 138H137V140H138ZM145 139V138H144ZM157 139V138H156ZM190 139H192L191 137H190ZM194 139V138H193ZM237 139V138H236ZM135 140H136V137H135ZM136 140V141H137ZM140 140V139H139ZM169 140H171V139H169ZM173 140V139H172ZM177 140V139H176ZM195 140V139H194ZM194 140H192V142L194 141ZM135 141V142H136ZM144 141V140H143ZM145 141H147V140H145ZM151 141V140H150ZM153 141V140H152ZM155 141V143H156V141L157 140H154ZM230 141V140H229ZM235 141V140H234ZM239 141H240V139H239ZM22 142V141H21ZM21 142H19V141H16V140H13V141H11V140H8V141H6L5 139L4 140H0V145L2 146V147H6L7 149H9L12 153L11 154H13L14 155V159L16 160V163H17V166H19V164L21 163V162H23V161H27V159H28V157H29V151H28V149L29 148H27V146H25V145H23V143H21ZM164 142H166V141H164ZM233 142V141H232ZM232 142H231V144H232ZM242 142V141H241ZM263 142H264V139H263ZM133 143V142H132ZM138 143V142H137ZM153 143V142H152ZM158 143V142H157ZM161 143V142H160ZM171 143V142H170ZM169 143V144H170ZM179 143H177V144H179ZM185 143V142H184ZM190 143V142H189ZM199 143V142H198ZM235 143H236V141H235ZM237 143H239L238 141H237ZM236 143V144H237ZM130 144V143H129ZM135 144V143H134ZM163 144V143H162ZM166 144V143H165ZM182 144V143H181ZM188 144V143H187ZM191 144V143H190ZM231 144H229V146L231 145ZM235 144V146H234V144H232L234 147H235V149H238V145H236ZM253 144V143H252ZM144 145V144H143ZM151 145V144H150ZM158 145H160L159 143H158ZM168 145V144H167ZM175 145V144H174ZM183 146H184V144H182ZM181 145V146H182ZM189 145V144H188ZM193 145H194V143H193ZM231 145V146H232ZM255 145H258V144H255ZM263 145H264V143H263ZM133 146V145H132ZM136 146V145H135ZM146 146V145H145ZM152 146V145H151ZM162 146V145H161ZM177 146V145H176ZM175 146V147H176ZM178 146H180V145H178ZM181 146L179 147V148H181ZM187 146V145H186ZM224 146V145H223ZM249 146H251V145H249ZM259 146V145H258ZM130 147H131V144H130ZM137 147V146H136ZM142 147H144V146H142ZM150 146H148V148H149ZM154 147V146H153ZM156 147V146H155ZM172 147V146H171ZM174 147V146H173ZM220 146H218V148H219ZM233 147V148H234ZM264 147V146H263ZM138 148H139V146H138ZM163 148H164V146H163ZM167 148V147H166ZM183 148V147H182ZM202 148V147H201ZM221 148V147H220ZM227 148H229V147H227ZM233 148H231V150L233 149ZM3 149V148H2ZM1 149V150H2ZM6 149V150H7ZM152 149V148H151ZM161 148H160V146H159V148H158V151L160 150ZM168 149H170V148H167V150ZM173 149V148H172ZM171 149V150H172ZM226 149V148H225ZM225 149H223V150H225ZM244 149V148H243ZM250 149H252V148H250ZM249 149V150H250ZM5 150V149H4ZM130 150H132L131 148H130ZM143 150V149H142ZM177 150H178V148H177ZM176 150V151H177ZM181 150V149H180ZM183 150H185L184 152H189L190 151V147H189V151L188 150H186V149H183ZM227 150V149H226ZM225 150V151H226ZM230 150V151H231ZM244 150H246L245 151V153H247V148L246 149H244ZM145 151V150H144ZM154 151V150H153ZM161 151H163V150H160V152ZM173 151H175V150H173ZM173 151H172V153L171 154H173ZM194 151V150H193ZM222 151V150H221ZM224 151V152H225ZM227 151H229V150H227ZM226 151V152H227ZM233 151H235V150H233ZM238 151H240V152H238V153H243L244 151L242 150V149H239ZM31 152V151H30ZM135 152V151H134ZM133 152V153H134ZM149 152V151H148ZM151 152H152V150H151ZM150 152V153H151ZM167 152V151H166ZM165 152V153H166ZM183 152V153H184ZM207 152V151H206ZM226 152H225V154H226ZM10 153V152H9ZM138 154H139V152H137ZM137 153H135V154H137ZM147 153V152H146ZM154 153H156V151L154 152ZM162 153H164V152H162ZM177 153V152H176ZM181 154H182V152H180ZM190 153H192V152H190ZM201 153V152H200ZM203 153V152H202ZM219 153V152H218ZM221 153V152H220ZM234 153V152H233ZM237 153V154H238ZM131 154V153H130ZM134 154V155H135ZM145 154V153H144ZM147 154H149V153H147ZM161 154V153H160ZM204 154V153H203ZM222 154V153H221ZM220 154V155H221ZM228 154H229V152H228ZM230 154H232V153H230ZM230 154H229V156H230ZM240 154V155H241ZM259 154V153H258ZM13 155H11V156H13ZM154 155V154H153ZM152 154H151V156H153ZM156 155H157V153H156ZM185 155V154H184ZM210 155V154H209ZM209 155L208 156H206L207 158H209ZM219 155V156H220ZM239 155V156H240ZM244 155V154H243ZM31 156V155H30ZM137 156V155H136ZM165 156H167V154L165 155ZM181 156H183V154L182 155H180L179 156V158H181ZM216 156H218V155H216ZM222 156V155H221ZM223 156H224V153H223ZM222 156V157H223ZM228 156V155H227ZM226 156V157H227ZM132 157V156H131ZM130 157V160L131 159H133V158H131ZM135 157V156H134ZM139 157V156H138ZM148 157V156H147ZM156 157V156H155ZM154 157V159H156ZM163 158H164V156H162ZM203 157V156H202ZM221 157V158H222ZM225 157V156H224ZM225 157V158H226ZM241 157V156H240ZM166 158V157H165ZM170 158V157H169ZM173 158V157H172ZM187 158V157H186ZM191 158V157H190ZM204 158V160H206V158L205 157H203ZM212 158H214V156L212 157ZM220 158V159H221ZM250 158H252V156L250 157ZM255 158V157H254ZM141 159H143V158H141ZM152 159H153V157H152ZM161 158H159L158 160H160ZM182 159H184V158H182ZM192 159V158H191ZM198 159V158H197ZM199 159H202V158H199ZM224 159V158H223ZM230 159V158H229ZM157 160V161H158ZM172 160V159H171ZM203 160V159H202ZM209 160V159H208ZM227 160V159H226ZM253 160V159H252ZM252 160H250V161H252ZM255 160V159H254ZM132 162H133V160H131ZM135 161V160H134ZM142 161V160H141ZM141 161H139V162H141ZM147 161V160H146ZM145 161V162H146ZM152 161V160H151ZM166 161V160H165ZM198 161V160H197ZM196 161V162H197ZM214 161V160H213ZM215 161H216V159H215ZM227 161H229V160H227ZM139 162H138V165H140L139 164ZM149 162V161H148ZM146 163L148 166H149V164H150V167H152L151 166V163ZM159 162V161H158ZM168 162V161H167ZM194 162H195V160L193 161V165H195L194 164ZM195 162V163H196ZM199 162H200V160H199ZM209 162H210V160H209ZM218 163H219V161H217ZM225 162V159H224V161H222V163H224ZM231 162V161H230ZM252 162H254V161H252ZM153 163V162H152ZM163 163V162H162ZM182 163H184V162H182ZM202 163V162H201ZM238 163V162H237ZM236 163V164H237ZM239 163H241V162H239ZM238 163V164H239ZM250 163L251 162H249L248 161V163L245 165V167L243 168V171L241 170V173H240V171L238 170V168H237V170L239 171V173H237L236 171V173H237V175L239 174V176L238 177H244V175L246 176V175H248V176H251V177H254V176H258L257 174H259V172H261V169H262V167L264 166V160H260V161H255L253 164L254 165H250ZM144 164V163H143ZM154 164H157V162L156 163H154ZM159 164H161V162L159 163ZM158 164V165H159ZM171 164V163H170ZM186 165H187V163H185ZM190 164V163H189ZM196 164H198V163H196ZM204 164H205V161H204ZM208 164V163H207ZM206 164V165H207ZM219 164H221V163H219ZM229 164V163H228ZM228 164H226L227 166H228ZM235 164V163H234ZM237 164V166H240V165H238ZM161 165H163V164H161ZM181 165V164H180ZM185 165V166H186ZM199 165V164H198ZM225 165V164H224ZM133 166H134V164H133ZM144 166V165H143ZM146 166V165H145ZM187 166H189V165H187ZM196 166V165H195ZM194 166V167H195ZM201 166H202V164H201ZM205 166V165H204ZM218 166V165H217ZM222 166H223V164H222ZM230 166V165H229ZM233 166V165H232ZM231 166V167H232ZM234 166H236V165H234ZM134 167H137V166H134ZM141 167H142V165H141ZM140 167V168H141ZM150 167H148V169L146 170V171H144V178L142 177V175L140 174V173H142V171L140 172V173H138V176L139 175H141V178H143L144 180H143V184H144V189L142 190L143 191V198H144V205H141L142 207H143V211L142 212H144V214L143 215H145V217H147L148 218V220L149 221H151L154 217H156L155 215L159 212V209L160 208H158L159 207V204H160V202L159 201H161L160 199V197H161V192L163 191V186L166 184H162V183H160V178H159V175L158 174H156V172H158V173H160L159 171H161V170H164V169H161L160 170V168H159V166H158V168H159V171H157L156 170V172L154 171L153 172V169H154V165H153V167L152 168H150ZM155 167H157V166H155ZM164 167V166H163ZM166 167V166H165ZM168 167V166H167ZM182 167V166H181ZM212 167V166H211ZM219 167H221V165H219ZM218 167V168H219ZM230 167V168H231ZM38 168V167H37ZM42 168V167H41ZM139 168V167H138ZM137 168V169H138ZM139 168V169H140ZM144 168V167H143ZM147 168V167H146ZM187 168V167H186ZM185 168V169H186ZM189 168V167H188ZM193 168V167H192ZM195 168H197V166L195 167ZM199 168V167H198ZM205 168V167H204ZM222 168H224V166L222 167ZM228 168V167H227ZM241 168V167H240ZM264 168V167H263ZM48 169V168H47ZM136 169V170H137ZM183 169V168H182ZM215 169V168H214ZM220 169V168H219ZM242 169V168H241ZM141 170V169H140ZM143 170V169H142ZM145 170V169H144ZM171 170V169H170ZM194 170V169H193ZM217 170V169H216ZM228 170H229V168H228ZM263 170V169H262ZM30 171H31V169H30ZM37 171V170H36ZM135 171V170H134ZM184 171V170H183ZM186 171V170H185ZM192 171V170H191ZM211 171V170H210ZM231 171V170H230ZM234 171V170H233ZM233 171H231L232 173H233ZM44 172V171H43ZM137 172V171H136ZM139 172V171H138ZM166 172H167V170H166ZM188 172H189V169H188ZM187 172V173H188ZM204 172V171H203ZM223 172V170L221 171V173ZM224 172H226V170L224 171ZM223 172V173H224ZM263 172V171H262ZM133 173V172H132ZM163 173H165V172H163ZM168 173H170L169 175H171V172H169L168 171ZM167 173V174H168ZM183 174H184V172H182ZM182 173H180V174H182ZM215 173V172H214ZM43 174V173H42ZM41 174V175H42ZM130 174V173H129ZM176 174H177V172H176ZM175 174V175H176ZM199 174H200V172H199ZM205 174V173H204ZM225 174V173H224ZM228 174V173H227ZM231 174V173H230ZM47 175V174H46ZM130 175H132V174H130ZM135 175H137V174H135ZM189 175V174H188ZM191 175V174H190ZM189 175V176H190ZM193 175V174H192ZM210 175V174H209ZM234 175H235V173H234ZM236 175V176H237ZM83 176V175H82ZM132 176H134V175H132ZM164 175H162V177H163ZM182 176V175H181ZM189 176L188 177H185V178H189ZM194 176V175H193ZM224 177H225V175H223ZM228 176V175H227ZM233 176V175H232ZM231 176V177H232ZM131 177V176H130ZM130 177H129V180H130ZM140 177V176H139ZM199 177V176H198ZM215 177V176H214ZM223 177V178H224ZM231 177H229V178H231ZM240 177V178H241ZM243 177H242V179H243ZM261 177V176H260ZM264 177V176H263ZM137 178V177H136ZM135 178V179H136ZM164 178V177H163ZM167 178V177H166ZM169 178H171V176L169 177ZM184 178V179H185ZM221 178H222V175H221ZM236 178V177H235ZM245 178H248V177H245ZM244 178V179H245ZM73 179V178H72ZM75 179V178H74ZM212 179V178H211ZM227 179V178H226ZM232 179V178H231ZM230 179V180H231ZM250 179V178H249ZM42 180V179H41ZM132 180V179H131ZM139 180V179H138ZM163 180V179H162ZM161 180V181H162ZM170 180V179H169ZM187 180V179H186ZM196 180V179H195ZM228 180V179H227ZM226 180V181H227ZM247 180V179H246ZM253 181H247V182H254V180L255 179H252ZM35 181V180H34ZM38 181V180H37ZM81 181V180H80ZM126 181V180H125ZM125 181H124V183H125ZM140 181V180H139ZM180 181V180H179ZM181 181H183V180H181ZM219 181V180H218ZM222 181V180H221ZM221 181H219L220 182V185H221ZM234 181V180H233ZM240 181V180H239ZM256 181V180H255ZM15 182V181H14ZM39 182V181H38ZM82 182V181H81ZM127 182H128V180H127ZM130 182H132V181H130ZM164 182V181H163ZM165 182H167V181H165ZM175 182V181H174ZM173 182V183H174ZM187 182H189L188 180H187ZM192 182V181H191ZM204 182V181H203ZM216 182V181H215ZM244 182V181H243ZM73 183V182H72ZM136 183V182H135ZM205 183V182H204ZM212 183V182H211ZM217 183V182H216ZM231 183V182H230ZM245 183V182H244ZM39 184V183H38ZM131 184V183H130ZM130 184H128L127 186L128 187H124V191H125V193H123L122 194V192H124L123 190L122 191H120V193L123 195V197L125 198L126 197V194H128V189H129V185ZM138 184V183H137ZM182 184V183H181ZM190 184H192V183H190ZM194 184V183H193ZM209 184V183H208ZM232 184H234L233 182H232ZM231 184V185H232ZM250 184V183H249ZM254 184V183H253ZM20 185V184H19ZM24 185H26V184H24ZM177 185V184H176ZM175 185V186H176ZM187 185V184H186ZM200 185V184H199ZM217 185V184H216ZM219 185V183H218V186H220ZM227 185H229V184H227ZM226 185V186H227ZM236 185V184H235ZM247 185V184H246ZM252 185V184H251ZM22 186H23V184H22ZM29 186V185H28ZM36 186V185H35ZM40 186V185H39ZM141 186V185H140ZM143 186V185H142ZM191 186V185H190ZM202 186H204V185H202ZM206 186H207V184H206ZM209 186V185H208ZM213 187H214V185H212ZM240 186V185H239ZM21 187V186H20ZM168 187V186H167ZM166 187V188H167ZM170 187V186H169ZM177 187V186H176ZM210 187V186H209ZM213 187H212V189H213ZM222 187V186H221ZM233 187V186H232ZM231 187V188H232ZM236 187V186H235ZM254 187H256V186H254ZM253 187V188H254ZM19 188V187H18ZM24 188H27V187H25L24 186ZM23 188V189H24ZM31 188V187H30ZM33 188V187H32ZM37 188H38V186H37ZM40 188V187H39ZM45 188V187H44ZM120 188V187H119ZM165 188V187H164ZM186 188V187H185ZM185 188H184V190H185ZM188 188H189V184H188ZM215 188V187H214ZM226 188V187H225ZM234 188V187H233ZM240 188V187H239ZM250 188V187H249ZM11 189H12V187H11ZM41 189V188H40ZM126 189V190H125ZM131 189V188H130ZM139 189H141L140 187H139ZM171 189H173V188H171ZM179 190H180V188H178ZM182 189H183V187H182ZM196 189V188H195ZM204 189V188H203ZM203 189H202V191H203ZM205 189H207V187L205 188ZM212 189H210V190H212ZM220 189V188H219ZM229 189V188H228ZM238 189V188H237ZM25 190V189H24ZM23 190V191H24ZM170 190V189H169ZM222 190H224V189H222ZM234 190H235V188H234ZM242 190V189H241ZM247 190V189H246ZM250 190V189H249ZM254 190V189H253ZM117 191V190H116ZM115 191V192H116ZM139 191V190H138ZM138 191H135V192H137L138 193ZM165 191V190H164ZM167 191H168V189L166 190V193H167ZM171 191V190H170ZM189 191V190H188ZM192 191H194V190H192ZM209 191V190H208ZM207 191V193L209 194L210 192H208ZM215 191H216V189H215ZM218 192H219V190H217ZM221 191V190H220ZM230 191V190H229ZM228 191V192H229ZM14 192V191H13ZM17 192V191H16ZM39 192V191H38ZM134 192V191H133ZM172 192V191H171ZM176 192V191H175ZM180 192H181V190H180ZM186 193H187V191H185ZM218 192H217V194H218ZM222 192H224V191H222ZM221 192V193H222ZM235 192V191H234ZM252 192V191H251ZM12 193V192H11ZM19 193V192H18ZM31 193V192H30ZM51 193V192H50ZM136 193V194H137ZM140 193V192H139ZM185 193V194H186ZM211 193H212V191H211ZM210 193V194H211ZM220 193V192H219ZM244 193V192H243ZM263 193V192H262ZM22 194H24V195H26V193H25V191H24V193H22ZM49 194V193H48ZM188 194V193H187ZM191 194V193H190ZM189 194V195H190ZM199 194V193H198ZM201 194V193H200ZM207 194V195H208ZM213 194H214V192H213ZM236 194V193H235ZM23 195V196H24ZM35 195H36V193H35ZM117 195V194H116ZM162 195H164V196H166L165 194H162ZM168 195V194H167ZM184 195V194H183ZM183 195H182V197H183ZM206 195V194H205ZM204 195V196H205ZM247 195H248V193H247ZM16 196V195H15ZM18 196V195H17ZM41 196V195H40ZM121 196V195H120ZM119 196V197H120ZM128 196H129V194H128ZM133 196V194L131 195V197ZM137 196V195H136ZM163 196V197H164ZM169 196H170V194H169ZM175 196V194L173 195V197ZM185 196V195H184ZM191 196H193V195H191ZM195 196V195H194ZM200 196H202V195H200ZM213 196V195H212ZM214 196H216L215 194H214ZM213 196V197H214ZM224 196V195H223ZM232 196V195H231ZM231 196H230V198H231ZM261 195H259V199L261 198V199H263L264 198V194L260 197ZM25 197V196H24ZM135 197V196H134ZM162 197V198H163ZM177 196H175V198H176ZM180 197V196H179ZM208 197V196H207ZM206 197V198H207ZM210 197H211V195H210ZM213 197H211V198H213ZM40 198V197H39ZM42 198H43V196H42ZM46 198V197H45ZM121 198V197H120ZM119 198V199H120ZM133 198V197H132ZM140 198V197H139ZM175 198H173V199H175ZM204 198V197H203ZM210 198V201L208 200V198L206 199V203H207V201H209V203H212V199ZM127 199V198H126ZM164 199V198H163ZM171 199H172V196H171ZM177 199H178V197H177ZM180 199H181V197H180ZM184 199V198H183ZM217 199H218V197H217ZM224 199V198H223ZM258 199V198H257ZM260 199V200H261ZM30 200V199H29ZM48 200V199H47ZM52 200V199H51ZM121 200V199H120ZM123 200V199H122ZM141 200H143V199H141ZM165 200V199H164ZM168 201H169V199H167ZM188 200V199H187ZM195 200V199H194ZM197 200V199H196ZM204 200V199H203ZM260 200H258V201H260ZM116 201V200H115ZM133 202L135 201L136 202V205H137V203L138 202H140V201H136V199L135 200H132ZM172 201V200H171ZM176 201V200H175ZM178 202H179V200H177ZM182 201V200H181ZM198 202H199V199L197 200ZM202 201V200H201ZM214 201V200H213ZM232 201V200H231ZM245 201V200H244ZM11 202V201H10ZM36 202V201H35ZM43 202V201H42ZM123 202H124V200H123ZM129 202H130V199H129ZM128 202V203H129ZM134 202V203H135ZM183 203H186V202H184V201H182ZM189 202H190V200H189ZM256 202V201H255ZM254 202V203H255ZM262 202V201H261ZM9 203V202H8ZM50 203V202H49ZM131 204H133L132 202H130ZM166 204L168 203V202H165ZM165 203H164V205H165ZM170 203V202H169ZM174 203H176V202H174ZM182 203V204H183ZM188 203V202H187ZM186 203V204H187ZM191 203V202H190ZM189 203V207L192 205V204H190ZM193 203V202H192ZM215 203V202H214ZM251 203V202H250ZM259 203V202H258ZM32 204V203H31ZM34 204H36V203H34ZM177 204V203H176ZM181 204V202H179V204L178 205H180ZM196 204H197V202H196ZM200 204H201V202H200ZM208 204V203H207ZM9 205V204H8ZM56 205V204H55ZM54 205V206H55ZM62 205V204H61ZM71 205V204H70ZM118 205V204H117ZM130 205V204H129ZM139 205V204H138ZM161 205H162V203H161ZM163 205V206H164ZM199 205V204H198ZM203 205V204H202ZM211 205V204H210ZM210 205H209V207H210ZM232 205H233V203H232ZM246 205V204H245ZM249 205V204H248ZM252 205V204H251ZM255 205V204H254ZM50 206H51V204H50ZM134 206V205H133ZM162 206V207H163ZM166 206V205H165ZM168 206V205H167ZM182 206H184V205H182ZM186 206V205H185ZM192 206H194V204L192 205ZM190 207L191 209L193 208V207ZM212 206H213V204H212ZM218 206V205H217ZM220 206V205H219ZM218 206V207H219ZM253 206V205H252ZM252 206H250V207H248L249 208V210H250V212H251V209H252ZM256 206H258L257 205V203H256ZM25 207V206H24ZM31 207V206H30ZM173 207V206H172ZM187 207H188V205H187ZM196 207V206H195ZM199 208L201 207L200 205L198 206ZM203 207V206H202ZM205 207V206H204ZM204 207H203V212L205 213V214H207L206 212H205V210H204ZM207 207H208V205L206 206V211H207ZM243 207V206H242ZM259 207H260V205H259ZM15 208V207H14ZM22 208V207H21ZM46 208V207H45ZM90 208V207H89ZM131 208H133V207H131ZM130 207H129V209H131ZM136 207H134V209H135ZM167 208H169V206L167 207ZM171 208V207H170ZM181 208V207H180ZM183 208V207H182ZM186 208V207H185ZM190 208H188V209H190ZM211 208V207H210ZM213 208V207H212ZM244 208V207H243ZM262 208V207H261ZM43 209V208H42ZM52 209V208H51ZM123 209V208H122ZM137 209V208H136ZM164 209H165V207L163 208V212H164ZM187 208L186 209H184V211L186 212L187 210H188ZM197 208H195V210H196ZM241 209V208H240ZM14 210V209H13ZM28 210V209H27ZM30 210V209H29ZM28 210V211H29ZM44 210V209H43ZM55 210V209H54ZM53 210V211H54ZM93 210V209H92ZM161 210V209H160ZM175 210V209H174ZM202 210V209H201ZM200 210V211H201ZM236 210H238V209H236ZM235 210V211H236ZM31 211V210H30ZM41 211V210H40ZM58 211V210H57ZM98 211V210H97ZM115 211V210H114ZM130 211H132V210H129V212ZM161 211V212H162ZM176 211V210H175ZM183 211V210H182ZM182 211H180V212H182ZM191 213H193L192 211L193 210H189ZM212 211V210H211ZM253 211H254V209H253ZM256 211H257V209H256ZM46 212V211H45ZM113 212V211H112ZM116 212V211H115ZM134 212V211H133ZM165 212H166V209H165ZM167 212H168V209H167ZM170 212V211H169ZM168 212V213H169ZM196 212L197 211H195V214H196ZM203 212H201V213H203ZM238 212V211H237ZM236 212V213H237ZM250 212H249V214H250ZM26 212H24V214H25ZM30 213V212H29ZM40 213V212H39ZM135 213H137V212H135ZM200 213V215H202ZM208 213H209V215L207 216V217H209L210 216V212L208 211ZM212 213H213V211H212ZM219 213V212H218ZM233 213H235V212H233ZM241 213V212H240ZM259 213V210L257 211V213L256 212H252L251 214H258ZM17 215H19L18 214V212L16 213ZM24 214H22L23 216H24ZM27 214V213H26ZM89 214V213H88ZM113 214H114V212H113ZM138 214V213H137ZM140 214V213H139ZM142 214V213H141ZM160 213H158L157 215H159ZM176 214H177V212L175 213V214H173V218L174 217H177L176 216ZM180 214V213H179ZM179 214H177L178 216H179ZM186 214H188V213H185L184 214V216L186 215ZM194 214V213H193ZM205 214L203 215L204 217H205ZM214 214H215V212H214ZM224 214V213H223ZM246 214H247V212H246ZM250 214V215H251ZM28 215H30V214H28ZM49 215V214H48ZM133 215H135L134 213H133ZM164 215H167V214H165L164 213ZM172 215V214H171ZM175 215V216H174ZM182 215V214H181ZM189 215H191V214H189ZM188 215V217H190ZM198 215H199V212H198ZM197 215V216H198ZM199 215V216H200ZM212 215V214H211ZM229 215H230V213H229ZM238 215V214H237ZM240 215V214H239ZM255 215V216H256ZM40 216V215H39ZM46 216V215H45ZM54 216V215H53ZM59 216V215H58ZM92 216V215H91ZM123 216V215H122ZM131 217L130 218H132V213H131V215H130ZM135 216H137V215H135ZM160 216V218L162 217V215H159ZM183 216V215H182ZM184 216H183V219L181 218V216L179 217V219H176L175 218V220L173 219V221L172 222H169L167 225H164L163 223V225H161V226H163L162 228H158V229H160V230H158L157 232H154V231H151V229H150V234L148 235L147 234V238L144 240V237L143 238H141V240H144V243L142 242V241H140V242H138V241H136L135 242V244L137 245V247H139L140 245H139V243H141L142 242V246H140L139 248H138V251H137V254L135 255V258H129L128 256H130V255H128L127 254V252L129 251L128 249H130V248H132L133 246L135 247V245H132L130 248L128 247L127 248V250H125L124 249V253H126L127 254V257H124L123 259H121L120 261L122 262V264H188V259H194V256H196V255H191V256H189V247L191 248L192 246H194V245H192V243L193 242H195L197 239H195L194 240V237H195V235H198V234H195V235H193V237H191L189 240H192V238H193V240H192V243L190 244L191 246H189L188 247V244L189 243H187V237H189L190 235H188L186 238V240H185V237L183 236L184 234H183V232H186V230L187 229H189V225H190V223H191V221H193V220H189V218H184ZM187 216V215H186ZM185 216V217H186ZM192 217H193V215H191ZM203 216H201L202 217V219H203ZM214 216H217L216 214L214 215ZM214 216L212 215V217L210 218L209 217V219L202 225L201 223H200V218H199V220H197L196 219V221H197V223L199 222V226H200V224L202 225V227H203V229L201 228L200 230H201V232L202 233H200V235H202V234H206V233H209V234H212V233H210V232H213L214 231V227H215V225H213V224H216V222L215 223H213L216 219H218V217L214 220ZM219 216H221V214L219 215ZM243 216V215H242ZM253 216V215H252ZM258 216V215H257ZM261 216V215H260ZM17 218H18V216H16ZM94 217V216H93ZM129 217V216H128ZM144 217V216H143ZM166 217H168V215L166 216ZM192 217L190 218V219H192ZM196 217V216H195ZM223 217V216H222ZM241 217V216H240ZM254 217V216H253ZM259 217V216H258ZM23 218V217H22ZM30 218H32V217H30ZM47 218V217H46ZM56 218V217H55ZM83 218V217H82ZM92 218V217H91ZM159 218V219H160ZM171 218V220H172V216L170 217ZM181 218V219H180ZM228 218V217H227ZM227 218H225V219H227ZM234 218H235V215H234ZM257 218V217H256ZM262 218V217H261ZM85 219H86V217H85ZM117 219V218H116ZM162 219V218H161ZM166 219V218H165ZM220 219H222L221 217H220ZM220 219H218V220H220ZM229 219V218H228ZM227 219V220H228ZM233 219V218H232ZM231 219V220H232ZM250 219V218H249ZM254 219H255V217H254ZM258 220H260V218H257ZM257 219H255V220H257ZM19 220H21V221H19V222H16V221H14V224H12L13 225V227H12V233H11V235H10V239H9V242H15V241H23V244H25V245H30V243L35 239L36 240V238H34V237H36L37 235H36V228L35 229H33L34 227H35V224L33 223V225L34 226H32L31 224H30V220L28 219H26V220H23L22 221V219H19ZM33 220H35V219H33ZM93 220V219H92ZM91 220V221H92ZM129 220V219H128ZM142 220H143V218H142ZM148 220H145V221H148ZM170 220V219H169ZM214 220V221H213ZM227 220H225V221H227ZM239 220V219H238ZM241 220V219H240ZM263 220H264V218H263ZM85 221V220H84ZM90 221V220H89ZM95 221V220H94ZM109 221H112L111 220V218H110V220ZM121 221V220H120ZM127 221V220H126ZM131 221V220H130ZM139 221V220H138ZM163 221H164V219H163ZM204 221V220H203ZM229 221V220H228ZM235 221V220H234ZM234 221L232 220V222H233V224H234ZM247 221V220H246ZM254 220L252 219V222H253ZM33 222V221H32ZM42 222H45V220L44 221H42ZM48 222V221H47ZM49 222H51V221H49ZM56 222V221H55ZM93 222V221H92ZM136 222H137V220H136ZM135 222V223H136ZM141 222V221H140ZM139 222V223H140ZM158 222V221H157ZM159 222H160V220H159ZM161 222H162V220H161ZM166 222V221H165ZM164 222V223H165ZM222 222V221H221ZM224 222V221H223ZM259 222V221H258ZM262 221L260 220V223H261ZM61 223V222H60ZM81 223V222H80ZM85 223V222H84ZM106 223V222H105ZM111 223V222H110ZM109 223V224H110ZM128 223V225H129V222H127ZM141 223H143V222H141ZM153 223H155V221L153 222ZM167 223V222H166ZM197 223L195 222V224L197 225ZM219 224V226H220V222H218ZM228 224L227 225H229V223H231V222H227ZM259 223V224H260ZM46 224V223H45ZM49 224V223H48ZM47 224V225H48ZM87 224V223H86ZM95 224V223H94ZM132 224H133V222H132ZM137 224V223H136ZM150 223H148V225H149ZM159 224H161V223H159ZM192 225L194 224V221H193V223H191ZM233 224H231V225H233ZM242 224V223H241ZM255 224V225H254ZM254 224H252L253 225V227H255V228H257L256 227V222L254 221ZM40 225H41V223H40ZM53 225V224H52ZM93 225V224H92ZM127 225V226H128ZM141 225V224H140ZM154 225V224H153ZM157 225V224H156ZM223 225V224H222ZM222 225H221V229H222ZM231 225H229V227L231 226ZM252 225L250 224V228L253 230L254 228H252ZM261 225H264V221H263V224H261ZM50 226H51V224H50ZM55 226H56V224H55ZM67 226H69V224L67 225ZM83 226V225H82ZM88 226V225H87ZM95 226V225H94ZM113 226V225H112ZM146 226V225H145ZM159 226V225H158ZM191 226V225H190ZM217 226V225H216ZM224 226H225V224L223 225V229H224ZM240 226V225H239ZM245 226V225H244ZM43 227V226H42ZM45 227V226H44ZM42 228L43 230L45 229V228ZM52 227V226H51ZM64 227H65V225H64ZM93 227V226H92ZM98 227V226H97ZM120 227H122L121 225H120ZM131 227H132V225H131ZM137 227V226H136ZM144 227V226H143ZM153 227V226H152ZM160 227V226H159ZM191 227H193V226H191ZM191 227H190V229H191ZM226 227H228V226H226ZM226 227H225V229L224 230H227L226 229ZM234 228H235V226H233ZM243 227V226H242ZM246 227V226H245ZM249 227V226H248ZM262 227V226H261ZM2 228V227H1ZM50 228V227H49ZM49 228H47V231L49 230ZM53 228V227H52ZM52 228H50V229H52ZM68 228V227H67ZM95 228H96V226H95ZM123 228V227H122ZM125 228V227H124ZM132 228H134V227H132ZM157 228V227H156ZM194 228H196V227H194ZM232 228V227H231ZM230 228V229H231ZM263 228H264V226H263ZM39 229H40V227H39ZM66 229V228H65ZM91 229V228H90ZM125 229H127V228H125ZM137 229V228H136ZM141 229V228H140ZM147 229V228H146ZM220 229V230H221ZM229 229V228H228ZM233 229V228H232ZM237 229V228H236ZM235 229V230H236ZM258 229H259V227H258ZM257 229V230H258ZM41 230V229H40ZM53 230H54V228H53ZM52 230V231H53ZM71 230H73V229H71ZM95 230V229H94ZM128 230V229H127ZM153 230H155V229H153ZM192 230V229H191ZM200 230H198V231H200ZM217 230V229H216ZM219 229H218V231L216 232V231H214V234H219L218 232H222V231H220ZM234 230V231H235ZM252 230H250V232H248L249 231V229H248V235L246 236V237H248L249 236V234L251 233V231ZM260 230V229H259ZM259 230L258 231H256L257 232V235L259 236V234H258V232H259ZM262 230V229H261ZM261 230H260V232H261ZM36 231V232H35ZM42 231V230H41ZM69 231V230H68ZM97 231V230H96ZM122 231V230H121ZM129 231V230H128ZM232 231V230H231ZM243 231H245V230H243ZM254 231V232H255ZM44 232H46V230L44 231ZM50 232V231H49ZM54 232V231H53ZM114 233H115V231H113ZM118 232V231H117ZM134 232V231H133ZM132 232V233H133ZM141 232V231H140ZM216 232V233H215ZM226 232V231H225ZM246 232V231H245ZM245 232H243V233H245ZM254 232H252V233H254ZM256 232L254 233L255 235H256ZM259 232V233H260ZM264 232V231H263ZM263 232H261V233H263ZM10 233V232H9ZM62 233V232H61ZM74 233V232H73ZM93 233V232H92ZM122 233V232H121ZM125 233V234H124ZM123 234L124 235H126V233L127 232H124ZM129 233V232H128ZM127 233V234H128ZM131 233V234H132ZM136 232H134V234L133 235H137V233L135 234ZM143 233V232H142ZM145 233V232H144ZM143 233V234H144ZM187 233V232H186ZM189 233V232H188ZM187 233V234H188ZM192 233V232H191ZM197 233V232H196ZM235 233H239V231L237 230V232H235ZM260 233V234H261ZM40 234V233H39ZM43 234V233H42ZM41 234V235H42ZM47 234V233H46ZM49 234V233H48ZM51 234H54V233H52L51 232ZM66 234H68V232L66 233ZM71 234H72V232H71ZM71 234H70V236H71ZM75 234V233H74ZM88 234V233H87ZM94 234H96V233H94ZM107 234V233H106ZM113 234V233H112ZM123 234H122V237H123ZM142 234V235H143ZM190 234V233H189ZM222 234H224V233H222ZM226 234V236H227V238H228V242H229V244L232 246L231 248L235 251V249H237V250H239L240 252L239 253H243L244 254V252L245 251H247L248 249H250V248H252V245H251V247H250V245H248V244H246V243H244L243 244V241L241 240V238H240V236H242V235H240L239 236V240L238 239H236V237H238V236H236V235H239V234H241V233H239V234H232V232H230V231H228L227 230V232L225 233ZM253 234V235H254ZM50 235V234H49ZM49 235H47V236H49ZM55 235H56V233H55ZM73 235V234H72ZM76 235V234H75ZM80 235V234H79ZM82 235V234H81ZM97 235H98V232H97ZM109 235V234H108ZM116 235V234H115ZM115 235H114V237H115ZM129 235V234H128ZM128 235H126V237L128 236ZM186 235V234H185ZM234 235L236 236V237H234ZM255 235L254 236H252L251 237V239L253 238V237H255ZM263 235H264V233H263ZM39 236V235H38ZM46 236V237H47ZM53 236V235H52ZM52 236H51V239H52ZM59 236V235H58ZM86 236V235H85ZM111 236V235H110ZM129 236H131V235H129ZM192 236V235H191ZM199 236V235H198ZM207 236V235H206ZM206 236H205V238H206ZM219 236H220V234H219ZM225 236V235H224ZM251 236V235H250ZM261 237H262V234L260 235ZM42 237V236H41ZM43 237H45L44 236V234H43ZM50 237V236H49ZM56 238H57V235L55 236ZM69 237V236H68ZM72 237V236H71ZM75 237V236H74ZM84 237V236H83ZM96 237V236H95ZM113 237V238H114ZM119 237V236H118ZM132 237V236H131ZM134 237H136V236H134ZM137 237H139L140 238V236H138L137 235ZM181 238V242H180V245L179 246H176L177 248H174L173 249V247L175 246V244H174V246H173V244H172V249H170V247L168 248V249H170V250H166V248H167V244L168 243H171V241H172V239L174 240V242H175V240L177 241V239H174V238ZM197 237V236H196ZM195 237V238H196ZM244 237V236H243ZM38 238V237H37ZM39 238H40V236H39ZM38 238V239H39ZM75 238H77L78 240H79V238L77 237V235H76V237ZM75 238H70L71 240H72V242L73 241H75V240H77V239H75ZM105 238V237H104ZM128 238V237H127ZM127 238H125V239H127ZM178 238V239H179ZM198 238H200V236L198 237ZM204 238V240H206ZM250 238V237H249ZM257 238V237H256ZM256 238H254V241H255V239ZM263 238V237H262ZM47 239V238H46ZM49 240H50V238H48ZM47 239V240H48ZM62 239V238H61ZM81 239V238H80ZM89 239V238H88ZM87 239V240H88ZM96 239H97V237H96ZM115 239H117V238H115ZM130 239H132V238H130ZM134 239V238H133ZM137 239V238H136ZM224 239V238H223ZM251 239H248V241H252ZM257 239H259V241L261 242V240H260V238H257ZM256 239V240H257ZM55 240V239H54ZM67 240V239H66ZM111 240H112V238H111ZM121 240H123V238L121 239ZM121 240H120V242H121ZM199 240V239H198ZM203 240V239H202ZM208 240V239H207ZM206 240V241H207ZM263 240V239H262ZM38 241V240H37ZM83 241H84V238H83ZM98 241V240H97ZM103 241V240H102ZM117 241H119V238H118V240ZM117 241L113 244V245H115L116 243H117ZM128 241H129V239H128ZM132 241V240H131ZM209 241V240H208ZM212 241V240H211ZM215 241H217V240H215ZM219 241V240H218ZM227 241V240H226ZM244 241H245V239H244ZM258 241V242H259ZM34 243H35V241H33ZM33 242L31 243V244H33ZM42 242H44V241H42ZM48 242V241H47ZM50 242V241H49ZM56 242V241H55ZM54 242V243H55ZM67 242V241H66ZM72 242H70V244H69V246L70 245H72L73 243ZM90 242H93V240L92 241H90ZM89 242V243H90ZM96 242V241H95ZM122 242H124V240L122 241ZM121 242V243H122ZM133 242H134V240H133ZM133 242H130L129 241V243H133ZM190 242V241H189ZM202 242H204V241H202ZM253 242V241H252ZM251 242V243H252ZM257 242V241H256ZM256 242H255V244H256ZM263 242V241H262ZM20 243V242H19ZM39 243V242H38ZM37 242H36V244H38ZM57 243V242H56ZM55 243V244H56ZM62 243V242H61ZM79 243H80V241H79ZM97 243V242H96ZM177 243H178V241H177ZM197 243V242H196ZM195 243V244H196ZM207 243V242H206ZM210 243V242H209ZM209 243H208V245H209ZM219 243V242H218ZM224 244L226 243V242H223ZM250 243V244H251ZM40 244V243H39ZM39 244H38V246H39ZM45 244H46V242H45ZM98 244V243H97ZM112 244V243H111ZM118 244H120V243H117V245ZM128 244V243H127ZM134 244V243H133ZM199 245L201 244V242L200 243H198ZM198 244H197V246H198ZM202 244H204V243H202ZM201 244V245H202ZM214 244V243H213ZM222 244V243H221ZM228 244V243H227ZM228 244V245H229ZM254 244V243H253ZM258 245H256L255 247H259V244L260 243H257ZM11 245V244H10ZM44 246L42 243L40 244V246ZM52 245V243L50 244V246ZM65 245V244H64ZM75 245H76V243H75ZM99 245H101V244H99ZM121 245V244H120ZM123 245V247H125L126 248V246L127 245H125L124 246V243L122 244ZM129 245V244H128ZM167 245V246H166ZM170 245V244H169ZM177 245V244H176ZM263 245V247H264V243L262 244ZM33 246H35V244H33ZM37 246V245H36ZM36 246H35V249H36ZM40 246H39V248H40ZM46 246H49V245H46ZM56 245H54V247H55ZM94 246V245H93ZM91 244H88V243H86V241H84V242H81V244L80 245H78V243H77V245H76V247L74 246V249L72 250V253H70V255H69V261H70V264H80V263H82V261H84V263L86 262L85 260V257L88 255V253L90 252V250H91V247H93ZM98 246V245H97ZM104 246V245H103ZM166 246V247H165ZM196 246V245H195ZM204 246V245H203ZM205 246H207V245H205ZM217 246V245H216ZM219 246H220V244H219ZM227 246V245H226ZM54 247H51V248H54ZM67 247H68V245H67ZM121 247V248H120ZM119 248H120V250L121 249H123V247L122 246H120ZM201 247V246H200ZM209 247V246H208ZM222 247V246H221ZM223 247H225V246H223ZM254 247V248H255ZM18 248V247H17ZM16 248V249H17ZM20 248V247H19ZM18 248V249H19ZM24 248H25V246H24ZM32 249H33V247H31ZM38 248V247H37ZM47 248V247H46ZM50 248V249H51ZM64 248V247H63ZM70 248V247H69ZM68 248V249H69ZM117 248H118V246H117ZM199 248V247H198ZM202 248V247H201ZM210 248H211V246H210ZM214 248H216L215 246H214ZM230 248V247H229ZM235 248V249H234ZM253 248V249H254ZM15 249V248H14ZM17 249V250H18ZM43 249V248H42ZM41 249V250H42ZM72 249V248H71ZM92 249H94V247L92 248ZM96 249V248H95ZM101 249V248H100ZM112 249H114V246H113V248ZM194 249V251H195V247L193 248ZM193 249H190V251L191 250H193ZM204 249V248H203ZM206 249V248H205ZM231 249V250H232ZM258 249H260V248H258ZM10 250V249H9ZM29 253H31V249L29 248ZM57 250V249H56ZM97 250V249H96ZM116 250V249H115ZM201 250V249H200ZM207 250V249H206ZM219 250H221V248L219 249ZM227 250H228V246H227ZM230 250V251H231ZM232 250V252H234ZM256 250V249H255ZM263 250V249H262ZM12 251H13V249H12ZM26 251H28V249H26ZM33 251V250H32ZM37 251V250H36ZM44 251H47V250H45V247H44ZM52 251L53 250H51V253H52ZM69 251V250H68ZM92 251V250H91ZM119 251V250H118ZM118 251H116L117 252V256H118V254H119V252ZM121 251V252H122ZM125 251H127V252H125ZM193 251V252H194ZM198 251V249L196 250V254L198 253L197 252ZM205 251V250H204ZM211 251V250H210ZM213 251H215V250H213ZM259 251V250H258ZM19 252H20V250H19ZM23 252H24V250H23ZM38 252H41L39 249H38ZM42 252H43V250H42ZM47 252H49V251H47ZM56 252V251H55ZM67 252V251H66ZM70 252V251H69ZM93 252H95L94 250H93ZM92 252V253H93ZM101 252H102V250H101ZM100 252V253H101ZM216 252V251H215ZM215 252H213V253H215ZM218 252V251H217ZM221 252H222V250H221ZM220 252V253H221ZM236 252V251H235ZM238 252V251H237ZM21 253V252H20ZM27 253V252H26ZM50 253V254H51ZM109 253H111V252H109ZM123 253V254H124ZM130 253V252H129ZM131 253H133V251H132V249H131ZM130 253V254H131ZM199 253H200V251H199ZM202 253V252H201ZM204 253V252H203ZM219 253V252H218ZM217 253V254H218ZM219 253V254H220ZM222 253H226V252H222ZM250 253H251V251H250ZM256 253V252H255ZM19 254V253H18ZM25 254V253H24ZM35 254V253H34ZM33 254V255H34ZM39 255L41 254V253H38ZM38 254H36V255H38ZM45 254H47V253H45ZM90 254V253H89ZM96 254H97V252H96ZM113 254V252L111 253V255ZM121 255H122V253H120ZM125 254V255H126ZM206 253H204V257L206 256L207 257V255H205ZM208 254V253H207ZM216 254V253H215ZM215 254H213V256L215 255ZM229 254V253H228ZM227 254V255H228ZM237 254V256H238V253H236ZM259 254V253H258ZM22 254H20V256H21ZM32 255V254H31ZM32 255V256H33ZM52 255V254H51ZM59 255H61V254H59ZM93 255H94V253H93ZM98 255V254H97ZM106 255H107V253H106ZM115 255V258L117 257ZM200 255H202V254H200ZM210 255V257H212L211 255L212 254H209ZM230 255V254H229ZM246 255H248V253L246 254ZM260 255V254H259ZM19 256V257H20ZM24 256V255H23ZM22 256V257H23ZM32 256H28V258H32ZM47 256L48 255H46V258H47ZM89 256V255H88ZM91 257H92V254L90 255ZM110 256V255H109ZM124 256V255H123ZM123 256H121V257H123ZM192 256H193V258H192ZM197 256H198V254H197ZM220 256V255H219ZM222 256V255H221ZM230 256H232V255H230ZM241 256H242V254H241ZM249 256V255H248ZM250 256H252V255H250ZM255 256V255H254ZM261 256H264L263 255V253H261ZM49 257V256H48ZM51 257V256H50ZM49 257V258H50ZM57 257V256H56ZM90 257V258H91ZM114 257V256H113ZM119 257V256H118ZM190 257V258H189ZM200 257V256H199ZM217 257V256H216ZM213 257V258H215V259H218L219 257ZM224 257H225V259H227V256L226 255H224ZM223 257V258H224ZM233 257V256H232ZM244 257V256H243ZM25 258V257H24ZM26 258H27V256H26ZM34 258V257H33ZM32 258V259H33ZM53 258V257H52ZM57 258H59V257H57ZM68 258V257H67ZM87 258V257H86ZM89 258V259H90ZM96 258H97V256H96ZM109 258V257H108ZM197 258V257H196ZM234 258H236L237 260H238V258L235 256ZM247 258V257H246ZM252 258V257H251ZM250 258V259H251ZM36 259V258H35ZM42 259V258H41ZM40 259V260H41ZM64 259V258H63ZM117 259V258H116ZM120 259V258H119ZM205 259H208V258H205ZM205 259L203 258V260L205 261ZM211 259V258H210ZM228 259H229V256H228ZM227 259V260H228ZM233 259V258H232ZM244 259H245V257H244ZM247 259H249V258H247ZM253 259V258H252ZM257 259V258H256ZM259 259H264V258H260L259 257ZM22 260H23V258H22ZM21 260V261H22ZM30 260V259H29ZM43 260V259H42ZM47 260H49V259H47ZM68 260V259H67ZM88 260V259H87ZM91 260H92V258H91ZM96 260V259H95ZM107 259H105V261H106ZM108 260H110V259H108ZM112 260H114L113 258H112ZM194 260H196V259H194ZM198 260V259H197ZM197 260H196V262H197ZM201 260V259H200ZM199 260V261H200ZM212 260H214V259H211V262H212ZM240 260V259H239ZM239 260H238V262H239ZM20 261V263L21 264H23L22 262ZM34 261V260H33ZM32 261V262H33ZM50 261V260H49ZM65 261V260H64ZM69 261L67 262V263H69ZM93 262H94V258H93V260H92ZM193 261V260H192ZM207 261V260H206ZM218 261V260H217ZM219 261H220V258H219ZM218 261V262H219ZM225 261V260H224ZM224 261H222L221 263H223ZM229 261V260H228ZM232 261H234V260H232ZM244 261V260H243ZM246 261V260H245ZM249 261V260H248ZM255 260H252V263L254 262ZM262 261V260H261ZM23 262H25V259L23 260ZM44 261H42V263H43ZM46 262V261H45ZM55 262V261H54ZM59 262H60V260H59ZM88 262V261H87ZM90 262V261H89ZM96 262H97V260H96ZM120 262V263H121ZM203 262V261H202ZM208 262H209V260H208ZM257 262V261H256ZM26 263V262H25ZM29 263V262H28ZM31 263V262H30ZM34 263V262H33ZM32 263V264H33ZM36 263V262H35ZM34 263V264H35ZM38 263H39V261H38ZM52 263V262H51ZM66 263V264H67ZM83 263V264H84ZM116 263V262H115ZM189 263H191V262H189ZM199 262H197V264H198ZM220 263V262H219ZM218 263V264H219ZM225 263V262H224ZM228 263H231V261L230 262H228ZM245 264H247L246 262H244ZM250 264H252L251 262H249ZM261 262H259V264H260ZM43 264H45V263H43ZM47 264H49V263H47ZM65 264V263H64ZM88 264V263H87ZM91 264V263H90ZM107 264V263H106ZM192 264H193V262H192ZM200 264V263H199ZM206 264H209V263H206ZM214 264H215V262H214ZM217 264V263H216ZM226 264H227V261H226ZM234 264V263H233ZM235 264H237V263H235ZM243 264V263H242ZM258 264V263H257ZM262 264H264V261L262 262Z\"/></svg>",
  "mask_w": 264,
  "mask_h": 264
}]
</instances>
